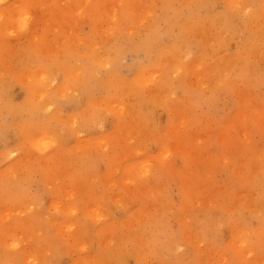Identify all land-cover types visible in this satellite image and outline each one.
<instances>
[{"label": "rangeland", "instance_id": "obj_1", "mask_svg": "<svg viewBox=\"0 0 264 264\" xmlns=\"http://www.w3.org/2000/svg\"><path fill=\"white\" fill-rule=\"evenodd\" d=\"M10 1H12V3ZM28 1H29V4L28 3L27 4H28V7L30 8V14H31L30 15V21L31 22H30L28 29L19 31V28H17L16 24L15 25L14 24H9V25L7 24V25L3 26L2 23H4L5 21L0 23V25L2 24L0 26V55H1L0 56V75L2 74L0 77V80L2 79V81H0V82H2V84L0 83L1 84L0 86H2L3 89H5V90H3V89H1L2 87L0 88V97H4V99H5V95L8 96V98H7L8 100L6 102L8 104H6L5 101H3V98H1V101H0V109L2 108L0 111L1 112L0 113V161L2 160L1 161L2 163L0 162V193H1L0 194V196H1L0 197V201H1L0 210H2L4 208L9 209V207H10L11 209L13 208L12 210L15 209V211H17V209L18 210L20 209L18 212H21V214L16 212L17 213V216H15V217H17L16 219L13 215V213H15V211L13 212L11 209L7 210V211L11 212V213H9V212L8 213L13 215V216L9 217L10 216L9 215L5 219L6 215H4L5 220L3 219V216H0V218L3 219V220L1 219L2 221L0 220V228L3 229L2 233H0V239H2L4 237L3 238L4 240H2L3 243L0 240V250H1L0 251V264H25V263H23L24 261H22V260H25L26 258H27V262L29 264L31 262H29L28 260L33 259V258H37L38 262L36 263L35 260H30V261H32V262L34 261L36 264H262V263H264V209L261 208V207H264V190H262V189H264V183H262V182H264V116H260V115H264V61H262V58H264V50H262V49H264V43H262V42H264V39H262V38H264V28L260 29L259 27H257V26H260V23L264 22V18L259 19L260 14H261V16H264V15H262V13H264V11H262V10H264V6H262V5H264V4H262V3H264V1L261 0L262 1V3H261V2H259L260 0H258V1L255 0L256 2L254 0H250L249 4H248V2L247 3L245 2L246 6H247V4L250 5V6L245 7V12L243 11L245 13V15L247 14L246 12L249 13V11L255 12V14L257 12L256 16H258L259 21H258V19H254L255 21L254 20H253V22L251 21L252 23L251 22L249 23V25L247 26L248 28L247 27L244 28L243 24L241 23V21H243L242 19H244V17H243V14L240 12L241 13L240 17L242 18L241 20L239 19L240 21L238 20L240 23L237 20H235L234 23L236 22L238 24V26L235 23L236 25H233V27H231L229 33H227L226 31H221L219 29V26H217L216 24L211 25L207 21V19L213 20V17L215 14L218 15L219 13L223 12L224 7H225V3H224L225 0L224 1L223 0H213V1L210 0V2H212L211 4L208 2V0H205V3L203 0L202 2L205 4V6H207V10H206V7H204V5L202 3V5H201L202 7L198 8L199 13H197L198 11L194 13V10H196V9L192 10L191 9L192 7L188 8V9L186 8L189 5L188 0L187 1L184 0V2H183V0H181L184 3V5H183V3L181 5L180 1L178 0L179 5H181L179 8H177L179 6L178 3L177 4L175 3L176 0H172V1L171 0H159L161 2H160V4H159V2H157V4H158L157 8L159 7L160 9H156V6L155 7L152 6L155 3V2L152 3L153 0H150V1L146 0L148 2H146L145 0H142V1L141 0H134L133 2H131L132 8H134V9H131L132 10L131 13L133 15L131 16L130 21H127V18L122 15L121 7L119 6V4H118L119 7L117 5L114 6L115 8L117 7L118 9H120L119 10L120 14L118 13L119 16L117 14L115 15V18H117L116 20L114 17H111L110 14H108L109 10L106 8V6L112 0L110 2H107V3L106 2L102 3L100 6V10H106V11H103L105 14L103 13L102 17L100 16V18L98 16V17L93 18V19L91 17L90 10L92 9L94 4L98 3L99 0H97V1L96 0H93V1L88 0L89 5H87V6L85 4L86 2H84L85 0L84 1L83 0H79V1L78 0H73V1L69 0L68 1L69 3H75L73 5H69V3L64 1V0L63 1L59 0V3H58V0H52L51 4H50V2H51L50 0H49V2H47L46 0L45 1L40 0V1H42L41 5L44 4V2L47 4L49 3L48 9H46L47 14L44 10L45 8H43V7H42L43 9L39 8L41 6L39 0H27L26 2H28ZM30 1L33 3H31ZM104 1H109V0H104ZM104 1L102 0V2H104ZM154 1H156V0H154ZM19 2L22 3L21 0H3L0 3V8H1L0 11L2 10L4 12H6L8 5L10 8L7 10L10 11L13 7L17 6V4L15 5V3H19ZM83 2L85 5H82V7L79 6V5L83 4ZM89 2H91V3H89ZM112 2H115V1L113 0ZM112 2L110 4L113 7ZM150 2L152 3V5L148 4ZM254 2H255V4H254ZM189 3H191L190 0H189ZM206 3L208 5H206ZM10 4H12V6L13 5L14 6L12 7V6H10ZM52 4L55 7L52 6ZM90 4H91V6H90ZM157 4H155V5H157ZM171 4L174 8H171L172 7ZM50 5H51V7H50ZM109 5L107 7L110 9L111 7H109ZM142 5L144 6L143 7L144 10H149V8L154 7V10L157 12H155L153 10L151 11V9H150L149 15H151L153 13V15H152L153 18L150 16L151 17L150 20H149L148 16L146 18V15L148 14L147 11H145L147 13L146 15H145V12L144 13L142 12L144 15L141 12H139L140 15L141 16L143 15V17L145 16L144 18H146L148 21L154 20V22L155 21L159 22V23L157 22V24H158V28H157L158 29V32H157L158 35H157V37L159 40H157L156 43L153 42L154 44L151 45L150 49H148L147 51H145L141 47V43L144 40V34H146V32H144L145 30H143V29L147 28L146 23H148V22L146 21V19L141 17V18H143V21L144 20L146 21V23L144 24L145 21L144 22L141 21V18H139L140 16L138 15L139 13H136L137 11L140 10V8H138V7H142ZM145 5H146L147 9L145 8ZM37 6H38V9H37ZM78 6H79V8H78ZM83 6H86V7H84L85 9L83 8ZM103 6H104V9H103ZM147 6H149V8ZM162 6H163V8H161ZM190 6H191V4L189 5V7ZM257 6H258V8H256ZM44 7H46V6L44 5ZM63 7L66 8V10H63L64 9ZM80 7L83 9H80ZM136 7L138 10L136 9ZM74 8H76V10H74ZM200 8H201V10H200ZM254 8H255V10H254ZM261 8H262V10H260ZM39 9L42 11L40 12ZM113 9L111 8L110 10L112 11ZM118 9H114L113 11H115V12H113V11L112 12L117 13L116 10L118 11ZM142 9L140 11H142ZM161 9H164L165 12H167L166 13L167 16L165 15L164 10L161 11ZM178 9H180V11H178ZM184 9L185 10L187 9V10L185 11ZM190 9L193 11L194 17L193 16L190 17L191 16L190 12H189ZM71 10L72 11L74 10L75 12L74 11L72 12ZM158 10L161 11V15H159ZM173 10H174V12H173ZM181 10L183 12H181ZM205 10H206V12H204ZM77 11H79L81 14ZM51 12H53V16L51 15ZM76 12L78 13V15L76 14ZM154 12H155V14H154ZM169 12L172 13L171 18H170L171 13H169ZM176 12H180V13H176ZM188 12H189V15H188ZM157 13L160 16V17L158 16L159 20H157L158 18L157 19L155 18V17H157ZM175 13L177 14V16L174 15ZM183 14L185 15L186 20H188V21L183 19V18H185L183 16ZM76 15L77 16L81 15L82 17L85 16L84 19L87 21L82 20V17L79 16V18L81 17V20L78 19L80 21V23H79V21L77 23H75L74 21L77 20V17H75ZM163 15H165L166 17L165 16L163 17ZM198 15L201 17H199ZM204 15L206 16V19H204L205 18ZM45 16H47V17H45ZM49 16H51V18H49L50 20L48 19ZM57 16H59V17H57ZM137 16L141 21V26H140L139 20L136 18ZM173 16H175L174 19H173ZM181 16H182V18H181ZM31 17H34V18L31 19ZM71 17L73 19L76 18L73 21L74 23L69 22L72 20V19L71 20L69 19ZM110 17L113 19L112 21L114 22V24H116V25L112 24L113 26H115L114 28L111 26L112 21L110 20ZM44 18L48 19V21L46 20V22L50 21L49 22L50 27L54 28L52 31V29H49L50 27L49 28L47 27L46 30H47L48 34L46 33V30H44V26H45L44 25L45 24ZM65 18L67 20H69L68 21L69 23H67V20ZM103 18H104V21H103ZM133 18L135 20L137 19L138 21L136 20L137 21L136 22ZM197 18L199 19V25H198L199 31H201V33H199V34H198V32L192 31V28L194 27L193 23L195 22V20H197ZM42 19H44V20L42 21ZM107 19H109V21H108V23H109L108 25H110L109 28L111 27L115 30V31H113L115 35L111 34V36L114 35V38L113 37L111 38L110 34H108V31H109V33H112V31H110V30H113V29L110 28V30H108L109 29V28L107 29L108 25H107V27L105 26L107 24V23H105ZM190 19H192L191 20L192 22L190 21ZM40 21H42V24L44 23L43 24L44 26L43 25H42V27L39 26L41 24V23H39ZM64 21H66V22H64ZM81 21H85V24ZM131 21H133V22H131ZM177 21L180 25L177 23ZM200 21H202L201 24H200ZM92 22H93V24H92ZM102 22H103V24L101 26H105L106 27V29L104 28L105 30L103 28L101 29L100 28L101 26L98 25V24H101ZM207 22H208V26L210 25V28H214V29L210 30V29H208V26L205 27L207 25ZM257 22H259L258 25H257ZM58 23H60V24H58ZM63 23H64V25H61ZM70 23L72 25L73 24H76V25L78 24V25L77 26L74 25V27H73V26H70ZM135 23L136 24L138 23L137 24L138 27L137 26L136 27L139 28V32H138V29L134 28ZM202 23H203V25L205 24V26H203ZM253 23H256V24L253 25ZM143 24H144V26H143ZM177 24L179 26H181V27L183 26V27L181 28ZM239 24L242 25V28H240L241 26ZM46 25L48 26L47 23H46ZM54 25H55V27H52ZM60 25H61V28H60ZM93 25H94V27H93ZM255 25H256V28L254 27ZM8 26H10L9 28H11V30H8L9 29ZM95 26H97V27L99 26V27L97 28ZM213 26H217L218 28L217 27L215 28ZM261 26L264 27V24H261ZM2 27L4 28L3 29L4 31L1 30ZM186 27H188V29L184 30ZM236 27H238V28H236ZM93 28H95L96 30ZM122 28L123 29L125 28V29L123 30ZM128 28H130V29L134 28L135 34H132L133 32L131 30H130V32H128V30H129ZM172 28H174V29H172ZM203 28L206 29V32H205V30H203ZM252 28L253 29L255 28V29L253 30ZM5 29H7L8 31H5ZM42 29H43V31H42ZM57 29H62V30L59 31ZM89 29L91 30L90 32H89ZM98 29H101L102 33H106L104 36H107V37H104L101 34L103 38H107L106 39L107 41L102 38L103 39L102 42H104V43H101V44L103 45L106 42V46H107L106 47L103 45L104 47L102 46L103 47L102 49H101V44L95 45V44H99L96 42H99V40L100 41L102 40V39H100L101 38L100 33H99L100 30H98ZM258 29H260L261 31L260 30L258 31ZM76 30H77V32H75ZM126 30L129 34H126V32H125ZM141 30H143V31H141ZM207 30H210V31H207ZM55 31H57V33H53ZM140 31L144 32V33L142 34ZM202 31H204V32H202ZM237 31H239V32H237ZM251 31H252V33H254V31H256L257 33L252 34ZM6 32H7V34H6ZM10 32H11V34H10ZM30 32H32V33H30ZM43 32H45V34H46V35L44 34L45 36L42 35ZM210 32H211V34H210ZM28 33H30L31 36ZM178 33H179V36H178ZM235 33H236V35H235ZM249 33L252 34V36H253L252 38L254 40V41L252 40L250 42L251 44H249V47L252 45L254 47L252 46V48H249V47L246 48V52L241 54L242 56H244V57H242L240 55V51L238 53L237 50L241 46L243 35H248ZM97 34H99V36H98L99 39H97V37H96ZM122 34H124V35L122 36ZM136 34L138 36H136ZM174 34H177V35H174ZM180 34H182V35H180ZM197 34H198V37H199V35H201V36L199 38H195ZM215 34H216V36H215ZM224 34L227 38L226 40H228L229 42L226 41L224 38V40L226 41L227 44L221 45L217 41V39H219L218 35L222 36L221 38H223V37H225ZM6 35L7 36L9 35L8 38L6 37ZM18 35H19V37H18ZM48 35L51 38H49ZM68 35H69V37H68ZM129 35H132V37ZM139 35H140V37H139ZM142 35H143V37H142ZM202 35H203V37H205L204 43L201 40ZM206 35H209V36H206ZM3 36L6 38L5 40H7V41L4 40ZM38 36H40V37L37 38ZM43 36L45 38H42ZM163 36H164V38H163ZM213 36H214L213 41L216 38L215 41H217V42L214 41V43H213V41H211L212 39H210V41H209L208 38H213ZM260 36H261V38H260ZM31 37L32 38L35 37L33 39V41H30V40H32ZM46 37H48L49 39L47 40ZM129 37L131 38L130 40H129ZM138 37L140 39H138ZM188 38L190 40H188ZM191 38L196 40V41L191 42V40H192ZM257 38H258V40L262 39V40H259L257 42L258 44L262 43V45L260 44L261 46L256 44ZM39 39H40V42H39ZM71 39H73V40H71ZM95 39H97V40L95 41ZM149 39H150V36H149ZM163 39H165V42ZM206 39L208 41H206ZM60 40H61V42H60ZM76 40H79L80 43H79V41H78V43L75 42ZM182 40H184V41H182ZM29 41H30V43L35 42V44H36L38 42L39 44L37 43L38 46L34 45V43L30 44ZM50 41H51V44H50ZM90 41H92V42H90ZM108 41H111V42H109V44H108ZM237 41H240V42L237 43ZM2 42H5V44ZM18 42L19 43L21 42V43L19 44ZM84 42H90V43H88V44L85 43L86 47L85 46L83 47ZM178 42H179V44H178ZM201 42L204 45H202ZM208 42H211V43L208 45L207 44ZM254 42H255V44H254ZM93 43H94L93 47L90 46V44L92 45ZM14 44H15V46H14ZM187 44L188 45L190 44V47ZM238 44H240V45L237 46ZM32 45H34V47H32ZM43 45H45V47H47V48L43 49V47H44ZM171 45H172V47H171ZM182 45H183V47H182ZM191 45H193L192 48H191ZM94 46L95 47L97 46V48H95V49H98L100 46V49L98 51L96 50L97 51L96 52L93 49ZM166 46H167V48L164 49ZM186 46L188 47V49ZM194 46H195V48H194ZM217 46H218V48L212 50V52L208 51V50H211L212 48H215ZM258 46H260V47H258ZM11 47L12 48L14 47V48L12 49ZM154 47H155V49H153ZM177 47H178V50L180 51L178 53H177V51H178ZM197 47H199V48H197ZM257 47H258V51L256 52L255 50L257 49ZM35 48H36L37 52H36V54H33L32 51ZM159 48H161V49H159ZM162 48H163V50H162ZM181 48H182V50H180ZM236 48H238V49H236ZM41 49H43V54H42V51H40ZM115 49H118V51L120 49L121 50H120V54L118 57L119 59H117V61L114 63L115 65H113L112 68H109L108 66L104 67V68H103V66H101V67L96 66V64H95V63H97L96 60H98L99 58L104 59V55L102 56V54H105V56L106 55L109 56V53L110 52L114 53ZM151 49H153V50H151ZM185 49L193 50L191 54H189L191 52L190 50L187 51L186 56H185L186 58L182 56L183 53H185L184 52ZM46 50L47 51L51 50V51L47 54H44V53H46ZM53 50L56 52L54 53ZM161 50L164 53V56L162 57V59H159L160 56H158V54L160 53L159 51H161ZM39 51L41 54L39 53ZM52 51H53V54H51ZM87 51H88V53H86ZM150 51H153L152 52V54H154L153 58H150V56L152 57ZM167 51H170V53L168 52L169 54H167ZM173 51L176 53V55H174ZM205 51L207 54L205 53ZM62 52H63L64 56L61 55ZM64 52H65V54H64ZM216 52L219 54L217 56H215L216 54L215 55L213 54L214 58H212V56H210V53H216ZM58 53H60V54H58ZM32 54L34 55V57H33L34 59L31 57V56H33ZM83 54H84V56H83ZM85 54H86V56H85ZM188 54H189L190 58H189ZM35 55L37 57H39L40 59H38ZM71 55L74 56L73 58L76 59L75 61H77V60H79V61L75 62L74 59L71 57ZM141 55H142V57H141ZM227 55L228 56L231 55V57L232 56L234 57V58L233 57L232 58H233V61L235 62V64L232 61V59H230V57H228ZM44 56H46V57H44ZM49 56H51V57H49ZM80 56H82L83 59ZM98 56H100V57H98ZM137 56L139 59L137 58ZM180 56H182V57H180ZM43 57H44V59H43ZM70 57L72 58V60ZM96 57H98V58H96ZM156 57H158V58H156ZM170 57L172 58V60H170L171 59ZM249 57H251V58H249ZM59 58H61V59H59ZM134 58L137 60L135 61ZM167 58L168 59L170 58V59L168 60ZM179 58L181 61H183L184 66L182 64H180V63H182L181 61H180V63H178V66H177V62H179L178 61ZM201 58H202V60H201ZM228 58L230 59V61ZM29 59H30V61H29ZM46 59H47V62L44 61ZM48 59L50 60L49 62H48ZM144 59H147V60H144ZM150 59H151V61H150ZM118 60H119V62H118ZM187 60H188V62H187ZM198 60L201 61L203 68L200 67V61L198 62ZM203 60H205L204 61L205 64H203ZM208 60H210V61H208ZM224 60L229 62V64L226 66V68H225V66L222 65V62H224ZM237 60H238V62H236ZM243 60H244V62H243ZM248 60H250V62L252 64H250V62ZM94 61H96V62H94ZM134 61L135 62L139 61V63H135ZM164 61L165 62L170 61L171 63L166 62L165 64H162V63H164ZM194 61H197L196 63H199V64H195ZM206 61H208V62L206 63ZM31 62H33V63L31 64ZM231 62H233V63H231ZM240 62H242V63H240ZM64 63L67 67L64 65ZM239 63L241 64L240 68L238 67ZM245 63H247V64H245ZM5 64H6V66L7 65L10 66L12 64L11 67L12 68L14 67V69H12V68L9 69L10 68L9 66H7V68L9 67L7 69L5 67ZM190 64H192V68H191ZM132 65H136V66L132 67ZM172 65L177 66L179 68V71H177L178 70L177 67H175L176 68L175 69ZM188 65H189L190 69L188 68ZM195 65H196V69L194 68ZM198 65H199L201 70H199ZM214 65H215V67L216 66L217 67L212 68ZM219 65H221V66H219ZM231 65H233V67ZM235 65H238L237 69H236L237 72H236L235 67H234ZM73 66L74 67L76 66L77 69H80L82 66L83 70L85 69L84 72L82 73L83 75L81 74V76L80 75H78L79 77L77 76V78L80 79V81L82 79H84V77H85V79H84L85 83L82 81L83 84L77 85L80 81H78L77 83L73 82L70 79V77L68 78L67 81H65L66 74L64 75V73H68L67 71H69V69L71 72H73L72 71ZM161 66L163 67V70H162ZM170 66H172V68H174V69H171ZM228 66L231 70L229 68H227ZM248 66H250V67L254 66L256 70L254 69V67L253 68L251 67L252 69L250 70V68H248ZM4 67L6 68V70ZM120 67H121V69H120ZM138 67H139V69H137ZM105 68H106V70H105ZM107 68H109L108 71H107ZM129 68H131V69H129ZM210 68H212L211 69L212 71H210ZM238 68L241 69V71ZM225 69H228V71ZM253 69H254V71H253ZM39 70L41 72H43V71L44 72L45 71L51 72L52 71V77L50 74H49L50 76L47 75L46 77H47V79L53 78L52 81H51V79L48 80V83H49V81H51L50 82L51 84L49 83L50 85H47L48 87L46 86V89L43 88V87H45V86H43V84L46 85L48 83L45 84V82L44 83L42 82V84H41L42 85L41 88L44 89V92L47 91V89H49L48 92L45 93V96L47 94L48 99L45 97L46 100L44 99V102H42V104L46 106V107L44 106L45 108H48L49 104L54 103V102H52L53 100L50 98V97L53 98L54 93H55L54 98L57 97L55 99L56 103H55V108H53L54 104L52 107L49 105V108H52V109L48 108L49 110L48 111L43 110L44 112L41 109L40 113L38 112L37 114L34 113L33 115H30V114H26V111L24 110L25 105H26V97H25V95H26L25 84L26 83H25L24 79L27 78L26 75L29 76L34 71L35 72L38 71L37 73H39L40 72ZM89 70H90L91 75L89 74ZM129 70H132V71H129ZM152 70H154V72ZM165 70H166V72H165ZM172 70L177 71V73L175 72L176 73L175 74L174 72H172ZM233 70L236 73L235 72L233 73ZM95 71L100 72V73H98L97 76L91 78L90 76H92V74L96 75L97 72H95ZM126 71H129V72H126ZM139 71L141 73H143V75L147 71L148 75L150 73H152V75L150 74L152 77H149L150 76L149 75L148 76L149 78H154L155 76H157V78L159 79L158 80L155 77L154 80L157 79L158 81H160L161 77L163 79L164 78L170 79L172 77V81H170L171 79L170 80L168 79L169 83L167 84L166 79L161 80L160 83L155 80L153 82L157 85L155 86L154 83L152 82L153 87H151L152 84H150V80H148L145 83H147V84L149 83L151 88L149 86L148 87L142 86V84L138 85L137 83H134V76H135L134 73L136 74V72H139ZM213 71H214V73H212ZM223 71H225V72H223ZM246 71L249 73H247ZM56 72H57V74H56ZM170 72L174 75H172ZM178 72L180 73V75L178 74ZM190 72H192V73L194 72V73H196V75L194 73L191 74ZM208 72H210V74ZM19 73H20V75H21V73H25V75L24 74L23 75L26 78L23 77V75L21 77H19ZM76 73H78V71ZM204 73H206V74H204ZM46 74L47 73L45 72V75ZM86 74L88 77L86 76ZM189 74L192 75L193 77H191ZM206 75H208V76H206ZM223 75H225V76H223ZM176 76H179V77H176ZM209 76H211V77H209ZM5 77L8 78L7 81L6 80L3 81ZM54 77L55 78L57 77V79L54 80ZM182 77H183V82H182ZM187 77L188 78L190 77L189 78L190 80H192L194 78V81L192 80V82H194V83L196 80L195 78H197L196 81H199V79L202 82L204 81L203 83L202 82H200V83H202L203 85L205 83L206 87L205 86H204L205 88L202 87L203 86L202 84H201V86L196 85L197 86L196 87L190 81L192 83V86H194V88H195V89L193 88L194 89L193 90L191 83L189 82V79ZM225 77H226V81L224 83ZM144 78H146V77H144ZM227 78H228V80H227ZM47 79H45V80H47ZM173 79L175 82L173 81ZM186 79H188V80H186ZM245 79H246V81H245ZM28 81H29V79L26 80V82H28ZM69 81H70L69 87L73 88V90L72 89H70V90H71V92H74L72 95L74 96V94H75L77 96H74L75 97L74 98L71 95L70 96L67 95L68 92L70 91L68 89L67 94H66L67 97H64L65 96L64 95L63 97H61V99H62L61 100L60 96H62L61 95L62 93L58 94L60 92H56L59 90H58V88H55V87H58L59 84L63 85L64 87L65 86L67 87L68 85H65V84L66 83L68 84ZM126 81L129 83V84L127 83L129 86L126 85V83H125ZM163 81L164 82L166 81L165 82L166 84ZM3 82H5V83H3ZM113 82H114V85H116V83L119 85H117L116 87L115 86L110 87L113 84ZM162 82L164 83L165 86H163ZM208 82H210V83H208ZM212 82H214V86L223 85V87H221V88L217 87V89L212 90V88H216L214 86H211ZM221 82H223V84H219ZM235 82H237V83H235ZM10 83H12V84H10ZM73 83H75V84H73ZM174 83H175V85H174ZM198 83H195V84H198ZM4 84L6 85V87ZM7 84L9 85L10 89L13 92L11 90H9V87ZM206 84H208V85H206ZM232 84H233V86H232ZM131 85H133V86H131ZM143 85H144V83H143ZM185 85H186V88H188V85H189V89L191 87L192 90L190 89L188 91L185 88ZM49 86H51V87H49ZM125 86L127 89H125ZM140 86L142 88H140ZM80 87H83V89ZM122 87H123V92H124V89L126 90L125 93L121 92ZM198 87H200V88L202 87V88L200 89ZM50 88L51 89L55 88V91H54V89L52 91ZM77 88L80 92L78 90H76ZM97 88H99V89H97ZM117 88H118V90H117ZM130 88H131V90H130ZM145 88L147 89V91ZM170 88H173V89L171 90ZM111 90H112V92H110ZM119 90H120V92L118 94L117 91H119ZM127 90H129V91H127ZM169 90H170V92H169ZM179 90H181V91H179ZM199 90H201V91H199ZM77 91L79 92V94L76 93ZM145 91H146V93H145ZM156 91L158 93H160V96ZM164 91H165V93H167V95H165ZM166 91H168V92H166ZM127 92H130V93H127ZM142 92H144L145 94H143ZM151 92H153V95H155V96H153L151 94ZM162 92H163V95H162ZM65 93H63V94H65ZM170 93H172V94L169 96L168 94H170ZM1 94H4V96H1ZM245 94H247V95H245ZM114 95L116 97H114ZM9 96H11V97H9ZM111 96H113V97H111ZM134 96L140 97V98L137 97L139 100L136 99V101H135L134 98H136V97H134ZM145 96H147V97H145ZM157 96H158V99L161 98V101L167 100V103H166V101H165V103H162L160 100H157ZM161 96H164V97H161ZM166 96H167V99H165ZM11 98H13L14 100ZM147 98L149 101L147 100ZM151 98H153L152 99L153 101L150 100ZM162 98H164L165 100H163ZM168 98H169V100H168ZM188 98H190V100L192 102L187 101V100H189ZM9 99H11L12 101ZM106 99H109V100L107 101ZM124 99H125V101H123ZM98 100H99V102L102 101L104 103L101 102L102 104L100 103L101 104L100 105V104H98L99 103ZM112 100L113 101L115 100V102H112ZM145 100L148 102L152 101V103H149V105H148V102H146ZM182 100H183L184 104H182L183 103ZM105 101L108 102V104L122 102L121 103L122 106L126 105V106H123V110L126 109L124 107H127V106L128 107H127L126 112H124L125 110L124 111L121 110L122 106L118 103L120 106L118 105L117 107L121 108V109L120 108H118V109L120 110V112L122 111V113H120V112L115 113L118 111V109L115 108L116 104H114L115 105L114 107H113V105L110 106V105L106 104L108 106V109L110 110L109 111L106 108L107 106L105 105ZM138 101H139V105H141L139 107H138ZM156 101L157 102L159 101L158 105L155 104ZM47 103H48V105H47ZM178 103H180V104H178ZM136 104H137V106H136ZM152 104H153V106H151ZM132 105L133 106L135 105L134 110L138 108L137 110L139 112L137 110H135L136 111L135 112L132 109L133 108ZM159 105H161V106H159ZM162 105H164V106H162ZM173 105H174V108L172 109ZM142 106H144L145 108ZM148 106H150V107L147 108ZM189 106H191L192 109ZM246 106H248V107H246ZM3 107L4 108L8 107V109L4 110ZM89 107H91V111L89 110ZM111 107H112V111H114L113 110L114 108H115V110H117V111L113 112L114 115L112 114V111L110 109ZM187 107H189V108H187ZM10 108H11V111L14 108L17 109L19 112H17V110H16V113H17L16 116L19 115V117L15 116V112L13 114L10 113L11 112L9 110ZM105 108H106V110H105ZM129 108H130V110L132 109L131 111H133L134 114L129 112ZM169 108H171V109H169ZM178 108H180L179 110L182 113L178 110ZM15 109H14V111H15ZM95 109L97 111L99 109V111L96 112L97 114H95V112H94ZM152 109H154V110H152ZM184 109H186V111ZM78 110H79V112H78ZM107 111H109L110 113L107 114ZM187 111H189V113H187ZM45 112H46V114H45ZM57 112H60L59 117L61 118V119L59 118L60 120L58 119L59 120L58 123H57V120L55 118V115H57L56 114ZM85 112H88V114L91 115L89 117L91 119L96 117L95 120L93 119V122L95 121L96 123H93L92 121L89 120L90 122H92L91 123L92 125H91V124H89L90 122L88 123V121H85V119L88 120V118L86 117L88 115H86L87 113H85ZM128 112L130 113V115H133V116L137 115V117L132 116L130 118V115ZM242 112L243 113L245 112L246 114L245 113L243 114ZM247 113H249L251 115L248 116L249 114L247 115ZM50 114L53 115L54 118ZM76 114H77V116H74ZM116 114L117 115L119 114V115L117 116ZM120 114H124V115L126 114V118L123 115L121 117ZM140 114H141L142 118L138 117V115L140 116ZM142 114H144V115H142ZM81 115H82V117H81ZM84 115H86L85 116L86 118L84 117ZM94 115H95V117H94ZM71 116L72 117L74 116V119ZM143 116H144V118H143ZM75 117L77 120H75ZM97 117H99V119ZM146 117L150 120L146 119ZM186 117H187V119H186ZM70 118H72L73 121ZM78 118H79V120H84L85 123L89 124V126H88V124H86L87 127L85 125H82L85 123H82L80 125L77 124L79 126H76L74 121H77V123H79L80 121H78ZM246 118H248L247 123L245 122ZM137 119H138L139 123L137 121H134ZM141 119L143 120V122ZM65 120L67 123L64 122ZM69 120L74 122L73 124H74V126H76V128L81 126L80 127L81 129L78 128V131H77V129L73 127V129H75V132H73L74 130H71L72 129V128H70L71 126L67 125V124H69L68 123ZM180 120H182V121H180ZM84 121H82V122H84ZM184 121H186V122H184ZM135 123H136L137 127L135 126ZM140 123H142V126L140 125ZM210 123H211V125H210ZM23 124H30L33 127L35 126L34 128H32L31 126H30V128H28L29 129L28 136L30 137V139L31 138L33 139L34 136L38 139L42 138V137H43V139H45L44 136L49 137L50 133H51L52 135H54L52 138L55 141L51 140L52 144L49 145V148L48 147H47L48 149L45 148V149H47L46 151L44 149L43 150L41 149L43 152L42 151L40 152L39 147H38L39 149L34 148V146L29 142V140L22 136L23 131L21 129H22ZM49 124L52 125L51 128L48 126ZM62 124H63L62 129H64V131L62 129L59 130L60 128H55L56 125H57L56 127H60ZM130 124H131V126H130L131 129L129 128ZM137 124H139L142 128H145V129H140V127H138ZM58 125H60V126H58ZM249 126H250V128H249ZM40 127L42 130L40 129ZM47 127H49V129L51 130L50 133H49L50 130ZM93 127H94V130H93ZM17 128H20V129H17ZM87 128H88V130H87ZM124 128H125V130H128V133L124 130ZM246 128H248V130ZM18 130H21V131H18ZM130 132H133V133H130ZM208 132H209V134H208ZM40 133H42V134H40ZM123 133H126L127 138L122 137L123 135H125ZM165 133H166V135H165ZM38 134L44 135V136L41 137ZM60 134H62V137L60 136ZM128 135L130 137H133V138L130 139L128 137ZM245 135L246 136L248 135L249 139L246 140L245 138H247V137ZM59 136L61 137L60 140H59V138H60ZM100 136L101 137L107 136L106 141L108 139L109 143H110V144H107L108 145L107 147L108 148L110 147V148L109 149L104 148V150H101L102 147L101 148L99 147V148H97V151H98L97 152L95 150L96 148H94L96 143H93V142H95L94 139L96 137H97V139H96V141H97L98 137H100ZM126 136H124V137H126ZM197 136H198V138H197ZM164 137H166L165 138L166 140H163ZM50 138L51 137L46 138V139H48L46 141L49 142ZM159 138H163L162 139L163 142L159 141L160 143H158L157 140H159ZM196 138H197V140L200 138V140H202V142L200 140H198L199 141L198 142L196 140ZM243 138L247 142L249 141L248 144L245 143L246 141H244ZM84 139L87 140L86 141L87 143L89 142L88 141L89 139L91 140L89 142V144H90L89 146L91 148L94 145L93 149L95 151L92 148H91V150H87V149H89V146L87 145V143H86L87 146H85ZM122 139H123V141H122ZM125 139H128V140H125ZM221 139L224 142L221 141ZM124 140L128 141L129 144H128V142H126L127 143L126 144ZM242 140L244 141V143L242 142ZM98 141H100V140H98ZM98 141H97V143H98ZM133 141H136L138 144H136V142L133 144L132 143ZM142 141L146 142V143H143ZM176 141L178 143L177 145H175ZM225 141H228V142H225ZM42 142H45V141L42 140ZM187 142H189V143H187ZM200 142H201V144H200ZM229 142H231V143H229ZM237 142H239V144H241V142L244 144V146H243L244 150H243L242 146L240 147V145L237 144ZM80 143H81V145L85 146V148H86L85 150H82L83 148H81ZM99 143L96 145V147H98ZM113 143H115L114 144L115 146L113 145ZM221 143H222V145H221ZM104 144H101L100 146H104ZM132 144H133V147L130 146ZM157 144H159V145H157ZM136 145H137L138 149L135 148V152H133V154H130V153H132L131 151L134 149V147ZM235 145H237L238 147ZM123 146H125V147H123ZM104 147H106V146H104ZM116 147H117V149H116ZM128 147H132L131 148L132 150L130 148L128 149ZM76 148L78 149V151L75 150ZM79 148H81L83 153H81L82 151L80 152ZM160 148L167 150V153L170 152L169 155L167 154L166 158L165 157L163 158L162 154L158 152V149L161 152ZM105 149L108 150V153L105 151ZM169 149L171 151H169ZM100 150L103 152L105 151L104 154ZM128 150H130V153H129L130 156H129V154L126 153V151L128 152ZM136 150H138L139 152H137ZM75 151H77V152H75ZM84 151H85V153L87 151L88 155H90L91 157L90 156L88 157L87 154H86L87 155V157H86V155H84ZM124 151H125V153H124ZM100 152L102 153V155L99 154ZM30 153L33 155L31 156ZM78 153H81L79 156L80 158L78 157ZM120 153H122L123 155H121ZM234 153L236 154V156H234ZM118 154H120V155H118ZM124 154H125V156H124ZM10 155H12V156H10ZM116 155H118L117 159L115 158ZM222 155H224L226 157H224ZM254 156L256 158H254ZM59 157L60 158L62 157V158L60 159ZM113 158H115V159L113 160ZM222 158H224V159L221 160ZM252 158H253V161H252ZM34 159H35V161H34ZM164 159H166L165 161H168V162H164ZM3 160H4V162H3ZM65 160L68 162H66ZM143 160L150 161L149 163L151 166L149 165V163L147 164V166H145V164L147 163V161H145L146 163L144 164V166L146 168H142V169L140 168L141 170H147L148 171L149 170L148 166H150L152 168V169L150 168L151 171L149 170L146 174V175H148V177L142 175L143 177L148 178L147 180H144L145 178L142 179L141 178L142 176L140 177V175H141L140 173H142V172H140V170L136 167V166H138V164H141ZM155 160H157V161H155ZM113 161L115 163H113ZM133 161H135V162H133ZM140 161H141V163H140ZM254 161H256V162H254ZM65 162L67 165L65 164ZM42 163H44V164L47 163L46 164L47 167ZM206 163H207V165H206ZM15 164H16V168L14 167V170H12V168H13V166H15ZM70 164H71V166H70ZM115 164L117 166L119 165V168H117V170L113 169V168H116ZM123 164H125V165H123ZM129 164L132 166H130ZM9 165L11 166L10 169H9V167H10ZM128 165L131 167V170L128 173H126L125 169L128 167ZM24 166H26V167H24ZM42 166L44 167V169ZM112 166H113V168L111 169ZM66 169H67V171H66ZM6 170H7V172L10 171L12 175L14 173L17 176L15 175L16 177L14 179L11 177H6V174H7ZM109 170H112V173H114L115 171H118V172L115 173V175H114L115 177H114L112 175V173L107 174V172H110ZM160 170L163 171L164 173L163 172L161 173ZM171 170L175 171V173H176L175 177H173L174 175L172 173H174V172H172ZM25 171L28 173L26 174ZM53 171L56 173H53ZM62 171H63V173H62ZM84 171H86L87 174L84 173ZM40 172H42L43 174L42 173L40 174ZM80 172L82 173V176L80 175ZM57 173H60V174L62 173L61 174L62 177H60L61 175L57 174ZM8 174H9V172H8ZM55 174H57V176ZM65 174H67L66 177L64 176ZM75 174H76V176H79V177H76ZM83 174L85 175L84 176L85 178L87 177V179L88 178L89 179L88 180L83 179ZM132 175L134 177H132ZM167 175H169V176L173 175L172 176L173 180H171V176L168 178ZM38 176H39V178H38ZM124 176L126 178H127V176L130 178L131 177L135 178V180H133L131 178V182L132 181L133 182H132V184H130L129 183L130 180L128 181V178L126 179V178H124ZM56 177L57 178L59 177L57 180L61 179L60 180L61 183L56 181ZM63 177H65V180L67 182L65 180L63 181V179H64ZM8 178H11V179H8ZM74 178L79 179V180H83V181L85 180L84 186L86 185V187H87L90 184V186H89L90 189L92 190V187H93L94 190L91 191L86 187L85 188L88 191L83 190L84 187L82 189H80V187H82V185L80 187H79V185L82 184L83 182L78 181L80 184L76 183L77 180H76V182H74V180H75ZM111 178L112 179L114 178L113 179L114 181L112 180V183L116 182V183H114L115 185H113V186L111 185V180H110ZM122 178H123V180L125 179L126 184H128V183L129 184L128 185L123 184L122 182H124V181H121ZM174 178H175V180H174ZM6 179H8V180H6ZM54 179H55V181H54ZM104 179H105V181H104ZM139 179H141L140 185H139ZM241 179L243 182L241 181ZM102 180L104 182H102ZM191 180L192 181L196 180V181L193 184V182L190 183ZM106 181L110 183L107 188H106V184H107ZM134 181H135V183H134ZM136 181L138 182L139 187H137ZM182 181H184V182H182ZM173 182H174V184H173ZM5 183H7V184H5ZM92 183H94V184L91 185ZM119 183H120V185H119ZM183 183H185V185ZM133 184L134 185L136 184V186L133 187L134 186ZM122 185H123V187H122ZM61 186L64 187L63 189L68 191L69 196L73 192V188L76 189V191H77V187H78L80 190H83L84 192H80L82 194L79 195V189H78V192H75L76 195H78V196L76 197V199H72L70 201L69 200L70 197L69 196H68L69 198L67 197L66 191L64 192V190L61 188ZM114 186H115V188H114ZM50 187H51V189H49ZM136 187H137V189H135ZM70 188H72V189H71V192L69 193ZM195 188H196V190H195ZM147 189H149V190H147ZM126 191H128V193ZM129 191L130 192L133 191V193L132 192L130 193ZM85 192H87V194ZM91 192L94 193V196L96 198L94 196H93V198H91L92 196L89 197V193L91 194ZM194 193H196V194H194ZM132 194H134V195H132ZM65 195H66V197H65ZM85 195H88V199H85V197H86ZM250 195H251V198L254 197L255 199H253V198L250 199ZM100 196H103V199H104L103 202L101 201L102 197H100ZM81 197H84V201L82 200ZM97 197H100V198H97ZM67 198H68V200L66 201L65 199H67ZM114 198L118 199V200H115ZM89 199H90V203H89V201H86ZM168 199H169V201H168ZM196 200H199V202ZM245 200L248 201V203ZM249 200L250 201L256 200L254 202H256L255 204H257V205L254 206V204H253L254 202L251 201L252 202L251 203ZM52 201L59 202L57 205L60 206L59 209L62 212L58 213V215L56 214L57 211L56 212L54 211V209L56 210V208H57L56 202L54 204L56 208L55 207L53 208L54 205L52 203H54V202H52ZM49 202L50 203L52 202L51 203L52 206ZM93 202H94V204H93ZM100 202H102V203H100ZM242 202H243V204H242ZM60 204H62V205L64 204L65 207H68V205H69V207L71 205H73V207L75 209L74 208L71 209V207H70V210L71 211L73 210L72 213H70L71 211L68 210V211H70L69 212V214L71 215L70 217L67 214L66 209H65L66 212L64 211V206L61 209ZM74 205L76 207H78L77 208L78 210L76 209V207ZM96 205H97V207H96ZM157 206H158V208H157ZM256 206L260 207V209H255ZM89 207H93L94 210L96 208H98L96 210H99L101 213L103 212L102 214L107 215L109 218L104 216L107 219L103 218L102 221H100L98 219L100 221V222H98V221H96V219L99 217V215L97 213L98 211L97 212L95 211L96 212L95 216L97 214L98 217L94 216V218H96L94 220L96 222H98V224L95 223V221H93V219L90 217V215L93 213L90 210H93V209L92 208L90 209ZM251 207H252V209H251ZM108 208H111V209H108ZM126 208H128V209H126ZM5 209H4V211H6ZM28 209H32V210H29L30 213H28L29 212ZM67 209H69V208H67ZM84 209L85 210L88 209L89 211L87 210L86 211L87 213L85 214ZM7 211H6V214H7ZM3 212H1L0 214H2ZM52 212H54V213H52ZM23 213H24V215H23ZM26 213H27V215H26ZM18 214H20V215H18ZM72 214L74 216H72ZM93 215L94 214H92L91 216H93ZM153 216H155V217H153ZM156 217H157V219H155ZM100 218H102L101 214H100ZM148 218H149V220H147ZM147 221H149V222H147ZM25 222H26V224L27 223H29V224L25 225ZM141 222L143 223L142 225H141ZM219 222L221 225L219 224ZM71 223L73 224L74 228H72ZM14 224H17V225L14 226ZM45 224H47V225L45 226ZM30 225H31V227H30ZM146 225H147V227H146ZM242 225H244V226H242ZM9 226L11 228L15 227V229L13 228L14 230L12 229L11 232H9L10 231ZM40 226H41V228H40ZM43 226H44V230H43ZM59 226H62V227H59ZM64 226H65V229H64ZM68 226H70L72 229L71 230L68 229L69 228ZM219 226H221V227H219ZM55 228H58V229H55ZM218 228H220V229H218ZM18 229H20V230H18ZM63 229L65 231H67L68 233L65 232ZM66 229H68V230H66ZM7 230H8V232H6ZM18 231H20V233H22V234L24 233V234L22 235ZM37 232L41 233V234L37 235ZM76 232H77V234H76ZM130 232H132V233H130ZM16 234H18L19 238H20V235H22L21 240H19V238H18V236H16ZM36 235H37V237H36ZM73 235H74V237H73ZM215 235H217V236H215ZM29 236H31V238ZM115 236L116 237L118 236V237L116 238ZM172 236H173V238H171ZM75 237H77L79 239L77 240ZM8 238L15 240L14 242L17 243V247H18V244H20V242H21V245L18 248H15V251H12L11 250L12 247H10V250L12 251L13 257H11L12 255L10 253V250L8 248L6 249V245H7L6 240H8ZM15 238H18V239L16 240ZM10 239L8 240L9 242H8L7 247L11 246V244H14V242L13 243L11 242V244H9L10 241H12ZM231 239H232L233 243L231 242ZM75 240H77V241H75ZM48 241H50V242H48ZM237 241H240L239 243H241L242 245L241 244L237 245L238 244ZM245 241L247 243L246 244L247 247L244 243ZM4 242H6L5 243L6 245L4 244ZM22 242H24V244H22ZM1 243H2V246H1ZM110 243H112V244H110ZM45 244H47L48 246H45ZM105 245H107V246H105ZM109 245H110V247H109ZM244 245L246 248L245 247L242 248ZM107 247H109L110 249ZM111 247H113V248H111ZM106 248L109 249L110 252H107L109 250H105ZM12 249L14 250V248H12ZM25 249H26V251H25ZM29 249H33V250H31L32 252L35 251V253L33 252L35 254V256L30 251L31 255L33 254L32 256H34L33 258H31L32 257L31 255H28L30 253ZM47 249H48V251L45 252V250H47ZM6 250L7 251L9 250L10 254L8 252L6 253ZM50 253H51V255H50ZM218 254H219V256H218ZM9 255H11V256H9ZM246 255L247 256L249 255V256L247 257ZM29 256H31V257H29ZM47 256H48V258H47ZM39 258H41L42 261ZM92 259H93V261H92ZM95 260H96V262H95ZM88 261H89V263H88ZM218 261H219V263H218ZM28 263H26V264H28Z\"/></svg>", "mask_w": 264, "mask_h": 264}, {"label": "bare ground", "instance_id": "obj_2", "mask_svg": "<svg viewBox=\"0 0 264 264\" xmlns=\"http://www.w3.org/2000/svg\"><path fill=\"white\" fill-rule=\"evenodd\" d=\"M1 1H3V0H1ZM1 1H0V3H1ZM21 1H22V3L19 2L20 4H19V3H15V5L17 4V6H15V7H13L14 5L12 6V4H10V6L13 7L10 11L7 10V9L10 8L9 5H8V7H7V9H6V12H4V11H2V10L0 11V23L5 21L4 23H2L3 26H5V25H7V24H8V25H9V24H14V25L16 24V25H17V28H19V31H21V30H26V29L29 28V25H30V22H31V21H30V15H31V14H30V8L28 7L29 1H28V2H26L27 0H21ZM39 1H40V0H39ZM44 1H45V0H44ZM46 1L49 2V0H46ZM50 1H51V2H50V4H51V3H52V0H50ZM61 1H63V0H61ZM61 1H60V2H61ZM64 1L68 2L69 0H64ZM70 1H73V0H70ZM78 1H79V0H78ZM83 1H84V0H83ZM89 1H90V0H89ZM92 1H93V0H92ZM96 1H97V0H96ZM103 1H104V0H103ZM110 1H111V0L102 2V0H99L97 4H94V5L92 4V5H93L92 9H91V10L89 9L90 12H91L90 14H91L92 19H93V18H96V17H98V16H99V18H100V16L102 17V14L104 13L103 11H106V10H100V6H101L102 3H105V2L107 3V2H110ZM112 1H113V0H112ZM112 1H111V2H112ZM114 1H115L116 3H115V2H112V3H113V7H112V5L110 4L111 2L109 3L110 5L108 4L109 7H111L112 9H113V8H114V9H118L117 7L115 8L114 6H115V5L118 6V4H119V6L121 7L122 15H123L124 17L127 18V21H130V18H131V16L133 15V14L131 13V12H132L131 9H134V8H132V3H131V2H133L134 0H132V1H131V0H128V1H127V0H114ZM141 1H142V0H141ZM145 1H146V0H145ZM149 1H150V0H149ZM171 1H172V0H171ZM179 1H180V4H181V5H182V3L184 2V0H183V2H182L181 0H179ZM186 1H187V0H186ZM202 1H203V0H190L191 3H189V0H188V4H189V5L191 4V6L189 7V5H188V7H186V8L188 9V8H191V7H192V8H191L192 10H193V9H196V10H194V13H195V12H197V11L199 10V9H198L199 7H202V6H201L202 3H203ZM211 1H213V0H211ZM223 1H224V0H223ZM249 1H250V0H248V1H247V0H225V2H224V3H225V7H224L223 12H222V13H219L218 15L215 14L214 17H213V20H208V19H207V21H208L211 25L216 24L217 26H219V29H220L221 31H226L227 33H229L231 27H233V25H236V24H237L236 22H235V23H236V24H235L234 21H235V20L238 21L239 19H240V20L242 19V18L240 17V14L242 13L244 19H242L243 21H241V23L243 24V27L246 28V27L249 25V23H250L251 21L253 22L254 19H258V16H256V15H257V12H256V14H255V12L249 11V13L246 12L247 14L245 15V13H244V12H245V7L250 6V5H248V4H249ZM254 1H255V0H254ZM257 1H258V0H257ZM262 1H264V0H262ZM262 1L260 0L259 2L262 3ZM10 2L12 3V1H10ZM17 2H18V1H17ZM30 2H31V1H30ZM41 2H42V1H40V5H41ZM84 2H86V3H85L86 6L89 5V4H88V0H85ZM84 2H83V4H81V5H79V6L82 7V5H85ZM146 2H148V1H146ZM153 2H155V3L152 5ZM157 2H159V4H160L161 1H159V0L154 1V0H153L152 3L150 2L151 4H150V3H148V4H149V5H152V6H154V7L156 6V9H160L159 7L157 8V6H158ZM168 2H169V1H168ZM208 2H209L210 4L212 3V2H210V0H208ZM245 2H246V3L248 2L247 6L245 5ZM255 2H256V1H255ZM255 2H254V4H255ZM259 2H258V3H259ZM27 3H28V4H27ZM31 3H33V2H31ZM58 3H59V0H58ZM61 3H62V2H61ZM61 3H60V4H61ZM68 3H69V2H68ZM89 3H91V2H89ZM140 3H141V2H140ZM175 3L177 4V3H178V0H176ZM204 3H205V0H204ZM204 3H203V5H204V7H206V10H207V6H205ZM224 3H223V4H224ZM53 4H54V3H53ZM53 4H52V6L55 5V4H54V5H53ZM73 4H75V3H69V5H73ZM148 4H147V5H148ZM155 4H157V5H155ZM256 4H257V3H256ZM262 4H264V3H262ZM36 5H37V4H36ZM44 5H45L46 7H44ZM58 5H59V4H58ZM104 5H105V4H104ZM108 5H107V6H108ZM143 5H144V4H143ZM143 5H142V7H138V6H137V7L140 8V10H141V9L144 7ZM178 5H179V3H178ZM181 5H179L177 8H179ZM183 5H184V3H183ZM206 5H208V4L206 3ZM259 5H260V4H259ZM259 5H258V6H259ZM38 6H39V5H38ZM38 6H37V9H38ZM48 6H49V3L47 4V3L44 2V4H42L39 8H40V9L45 8L44 10H45V12H46V9H48ZM59 6H60V5H59ZM67 6H68V5H67ZM79 6H78V8H79ZM86 6H83V8L86 7ZM90 6H91V4H90ZM107 6H106V8H107V9L109 10V12H110V11H111V10H110L111 8L109 9ZM119 6H118V7H119ZM159 6H160V5H159ZM163 6H164V5H163ZM163 6H162L161 8H163ZM171 6H172V4H171ZM176 6H177V5H176ZM253 6H254V5H253ZM258 6H257L256 8H258ZM262 6H264V5H262ZM42 7H43V8H42ZM50 7H51V5H50ZM50 7H49V8H50ZM54 7H55V6H54ZM56 7H57V6H56ZM60 7H61V6H60ZM81 7H80V9H83V8H81ZM137 7H136V9H137ZM147 7L149 8V6H147ZM154 7H152L153 9H152V8H149V10H144V8H143L142 11L139 10V11H137V12L135 11V12H136V13H139V12H141V13L143 12V13H144L145 11H147L148 14L145 12V15L147 14V15H146V18H147V16H148V17H149V20H150V18L152 17L153 13L151 12L152 14L149 15V12H150V9H151V11H152V10L155 11V10H154ZM169 7H170V6H169ZM182 7H183V6H182ZM182 7H181V8H182ZM204 7H203V8H204ZM2 8H3V7H2ZM5 8H6V7H5ZM52 8H53V7H52ZM63 8H64V7H63ZM145 8H146V5H145ZM171 8H174V7L172 6ZM0 9H1V8H0ZM33 9H34V8H33ZM37 9H36V10H37ZM40 9H39V10H40ZM50 9H51V8H50ZM53 9H54V8H53ZM53 9H52V10H53ZM80 9H79V10H80ZM84 9H85V8H84ZM101 9H102V8H101ZM103 9H104V6H103ZM114 9H113V10H114ZM146 9H147V8H146ZM187 9H186V10H187ZM191 9L189 10L190 15H191L190 17L193 16V11H192ZM36 10H35V11H36ZM52 10H51V11H52ZM63 10H66V8H64ZM74 10H76V8H74ZM74 10H73V11H74ZM77 10H78V9H77ZM113 10H112V11H113ZM119 10H120V9H118V11L116 10L117 13H113V12H115V11H113V12L111 11L112 13H111V12L109 13L108 11H107V12H108V14H110L111 17H114V18H115V15H116V14H117V15H118V13L120 14V11H119ZM137 10H138V9H137ZM143 10H144V11H143ZM163 10H164V9H161V11H163ZM175 10H176V9H175ZM182 10H183V9H182ZM182 10H181V12H183ZM184 10H185V9H184ZM186 10H185V11H186ZM200 10H201V8H200ZM203 10H204V9H203ZM206 10H205L204 12H206ZM248 10H249V9H248ZM248 10H247V11H248ZM254 10H255V8H254ZM260 10H262V8H261ZM41 11H42V10H40V12H41ZM59 11H60V10H59ZM71 11H72V10H71ZM73 11H72V12H73ZM82 11H83V10H82ZM85 11H86V10H85ZM158 11H159V12H158L159 15H161V11H160V10H158ZM178 11H180V9H178ZM243 11H244V12H243ZM262 11H264V10H262ZM64 12H65V11H64ZM74 12H75V11H74ZM77 12H79V11H77ZM77 12H76V14L78 15ZM155 12H157V11H155ZM155 12H154V14H155ZM173 12H174V10H173ZM189 12H188V15H189ZM201 12H202V11H201ZM240 12H241V13H240ZM259 12H260V11H259ZM79 13H80V12H79ZM83 13H84V12H83ZM143 13H142V14H143ZM158 13H157V17H155L156 19H157L158 16H159ZM162 13H163V12H162ZM164 13H165V15L167 16V14H166L167 12H165V10H164ZM169 13H171V12H169ZM176 13H180V12H176ZM176 13H175L174 15L177 16ZM197 13H199V11H198ZM261 13H262V12H261ZM36 14H37V13H36ZM36 14H35V15H36ZM46 14H47V12H46ZM72 14H73V13H72ZM80 14H81V13H80ZM85 14H86V13H85ZM104 14H105V13H104ZM111 14H112V15H111ZM181 14H182V13H181ZM186 14H187V13H186ZM206 14H207V13H206ZM206 14H205V15H206ZM48 15H49V14H48ZM51 15L53 16V12H51ZM68 15H69V14H68ZM70 15H71V14H70ZM77 15L75 16V17H77V20H76V21H74V20L76 19L75 17H74L75 19H73L72 17L69 18L70 20L72 19L71 21H69V20H67V19L65 18V19L67 20V23H69V22H71V23H74V22L77 23L79 20H81V17H82V16L79 15V16H81V17L79 18V16H77ZM83 15H84V14H83ZM138 15L140 16L139 18H141V17H143L144 14L141 16L140 13H139ZM165 15H163V17H164ZM199 15H200V14H199ZM199 15H198V16H199ZM205 15H204V16H205ZM262 15H264V13H262ZM64 16H65V15H64ZM66 16H67V15H66ZM71 16H72V15H71ZM86 16H87V15H86ZM118 16H119V15H118ZM150 16H151V17H150ZM166 16H165V17H166ZM171 16H172V13H171V15H170V18H171ZM183 16L185 17L184 14H183ZM45 17H47V16H45ZM57 17H59V16H57ZM60 17H61V16H60ZM67 17H68V16H67ZM103 17H104V16H103ZM111 17H110V20L112 21L113 19H112ZM116 17H117V16H116ZM144 17H145V16H144ZM144 17H143V18H144ZM159 17H160V16H159ZM163 17H162V18H163ZM174 17H175V16H173V19H174ZM193 17H194V16H193ZM199 17H201V16H199ZM210 17H211V16H210ZM255 17H256V18H255ZM259 17H260L259 19L264 18V16H261V14H260ZM33 18H34V17H31V19H33ZM49 18H51V16H49L48 19H49ZM84 18H85V16L82 17V20H85ZM104 18H105V17H104ZM104 18H103V21H104ZM106 18H107V17H106ZM136 18L139 20V22H140V26H141V21H143V18H141V21H140V19L138 18V16H137ZM146 18H144V19H146ZM152 18H153V17H152ZM177 18H178V17H177ZM181 18H182V16H181ZM44 19H45V20H44ZM44 19H42V21H43V20L45 21V24H44V23H43V24H44L46 27L42 24V21L39 22V23H41L39 26L42 27V25H43V26H44V30H46L47 27H48V28L50 27V25H49V22H50V21H49V22H46V20L48 21V19H46V18H44ZM53 19H54V18H53ZM60 19H61V18H60ZM78 19H79V20H78ZM116 19H117V18H115V20H116ZM133 19H134V18H133ZM137 19H136V20H137ZM156 19H155V20H156ZM183 19L186 20V17L183 18ZM192 19H193V18H192ZM192 19H190V21H191ZM204 19H206V16H205ZM209 19H210V18H209ZM259 19H258V21H259ZM49 20H50V19H49ZM95 20H96V19H95ZM134 20H135V19H134ZM136 20H135V21H136ZM138 20H137V21H138ZM151 20H152V19H151ZM157 20H159V18H158ZM170 20H171V19H170ZM202 20H203V19H202ZM240 20H239V21H240ZM59 21H60V20H59ZM62 21H63V20H62ZM68 21H69V22H68ZM73 21H74V22H73ZM85 21H87V20H85ZM85 21H81V22H83V23L85 24ZM92 21H93V20H92ZM108 21H109V19H107L106 22H105V23H107V24L105 25L106 27H107V25L109 24ZM111 21H110V22H111ZM135 21H134V22H135ZM137 21H136V22H137ZM144 21H145V20H144ZM144 21H143V22H144ZM146 21H147L148 23H146ZM146 21L144 22V24H145V23L147 24V26H146L147 28H146V29H143V30H145L144 32H146V34H144V40H143L142 43H141V47H142L145 51H147L148 49H150L151 45H153L154 43H156L157 40H159L158 37H157V35H158V34H157V32H158V29H157V28H158V24H157V22H158V21H157V22H156V21L154 22V20H152V21H148L147 19H146ZM180 21H181V20H180ZM186 21H188V20H186ZM186 21H185V22H186ZM239 21H238V22H239ZM254 21H255V20H254ZM261 21H262V20H261ZM64 22H66V21H64ZM131 22H133V21H131ZM139 22H138V23H139ZM191 22H192V21H191ZM201 22H202V21H200V24H201ZM204 22H205V21H204ZM208 22H207V25H206V26H205V24L203 25V23H202V25L205 26V27H207V26H208ZM252 22H251V23H252ZM46 23L48 24V26L46 25ZM60 23H61V22H60ZM60 23H58V24H60ZM71 23H70V26H73V27H74V25H76V24H73V25H72ZM79 23H80V21H79ZM118 23H119V22H118ZM138 23H137V24H138ZM158 23H159V22H158ZM160 23H161V22H160ZM177 23H178V21H177ZM180 23H181V22H180ZM239 23H240V22H239ZM2 24H1V25H2ZM92 24H93V22H92ZM92 24H91V25H92ZM94 24H95V23H94ZM102 24H103V22H102L101 24H98V25L101 26ZM112 24H113V25H116V24H114L113 21L111 22V26L114 28L115 26H113ZM123 24H124V23H123ZM131 24H132V23H131ZM133 24H134V23H133ZM137 24L135 23V27H134V28L138 29V32H139V28H137V27H138ZM144 24H143V26H144ZM173 24H174V23H173ZM178 24H179V23H178ZM178 24H177V25H178ZM181 24H182V23H181ZM184 24H185V23H184ZM190 24H191V23H190ZM190 24H189V25H190ZM254 24H256V23H253V25H254ZM258 24H259V22H257V25H258ZM261 24H264V22L260 23V26H261ZM1 25H0V26H1ZM61 25H64V23L61 24ZM61 25H60V28H61ZM77 25H78V24H77ZM77 25H76V26H77ZM79 25H80V24H79ZM179 25H180V24H179ZM179 25H178V26H179ZM193 25H194V27L192 28V31H193V32H194V31H195V32H198V34L201 33V31H199V26H198V25H199V19H198V18H197V20H195V22L193 23ZM239 25H240V24H239ZM251 25H252V24H251ZM33 26H34V25H33ZM66 26H67V25H66ZM99 26H98V27H99ZM105 26H101L100 28H101V29H102V28H103V29H104V28L106 29ZM109 26H110V25H108L107 29L109 28ZM130 26H131V25H130ZM136 26H137V27H136ZM173 26H174V25H173ZM217 26H213V27L216 28ZM237 26H238V24H237ZM240 26H241L240 28H242V25H240ZM260 26H257V27H259L260 29H261V28H264V27H262V26L260 27ZM9 27H10V26H8V28H9ZM14 27H15V26H14ZM35 27H36V26H35ZM52 27H55V25L52 26ZM90 27H91V26H90ZM93 27H94V25H93ZM95 27H97V26H95ZM98 27H97V28H98ZM122 27H123V26H122ZM179 27H181V26H179ZM182 27H183V26H182ZM182 27H181V28H182ZM254 27L256 28V25H255ZM8 28H7V29H8ZM37 28H38V27H37ZM79 28H80V27H79ZM110 28H111V27H110ZM110 28H109L108 30H110ZM113 28H111V29H113ZM134 28H131V29L128 28L129 30H128V29H127V30H128V32H130V30H131V31L133 32L132 34H135V33H134V32H135V31H134ZM217 28H218V27H217ZM236 28H238V27H236ZM247 28H248V27H247ZM255 28H254V29H255ZM3 29H4V28L2 27L1 30H3ZM7 29H5V31L11 30V28H9L8 30H7ZM35 29H36V28H35ZM49 29H52V31H53L54 28H51V27H50ZM70 29H71V28H70ZM74 29H75V28H74ZM90 29H91V28H90ZM90 29H89V32L91 31ZM93 29H95V28H93ZM101 29H98V30H100V31H99L100 36H101L100 39L103 38L102 35L104 36V35L106 34V33H102V32H101ZM105 29H104V30H105ZM122 29H123V28H122ZM124 29H125V28H124ZM124 29H123V30H124ZM169 29H170V28H169ZM172 29H174V28H172ZM175 29H176V28H175ZM178 29H179V28H178ZM186 29H188V27H186L184 30H186ZM208 29L211 30V29H214V28H210V25H209V26H208ZM252 29H253V28H252ZM254 29H253V30H254ZM260 29H258V31H259ZM13 30H14V29H13ZM30 30H31V29H30ZM57 30L60 31V30H62V29H57ZM71 30H72V29H71ZM95 30H96V29H95ZM108 30H107V31H108ZM127 30L125 31L126 34H129V33L127 32ZM143 30H141V31H143ZM167 30H168V29H167ZM167 30H166V31H167ZM179 30H180V29H179ZM203 30H205V32H206V29L203 28ZM210 30H207V31H210ZM238 30H239V29H238ZM3 31H4V30H3ZM3 31H2V32H3ZM34 31H35V30H34ZM42 31H43V29H42ZM52 31H51V32H52ZM64 31H65V30H64ZM102 31H103V30H102ZM110 31H112V33H109V31H108V34H110V37H111V38H112V37L114 38V35H115V34H114L113 31H115V30L113 29V30H110ZM141 31H140V32H141ZM160 31H161V30H160ZM168 31H169V30H168ZM189 31H190V30H189ZM260 31H261V30H260ZM17 32H18V31H17ZM61 32H62V31H61ZM67 32H68V31H67ZM75 32H77V30H76ZM104 32H105V31H104ZM123 32H124V31H123ZM138 32H137V33H138ZM144 32H141V33L143 34ZM170 32H171V31H170ZM170 32H169V33H170ZM175 32H176V31H175ZM202 32H204V31H202ZM237 32H239V31H237ZM248 32H249V31H248ZM23 33H24V32H23ZM23 33H22V34H23ZM25 33H26V32H25ZM30 33H32V32H30ZM30 33H28V34L31 36ZM46 33H47V30H46ZM53 33H57V31H55V32H53ZM64 33H65V32H64ZM68 33H69V32H68ZM73 33H74V32H73ZM141 33H140V34H141ZM171 33H172V32H171ZM251 33H252V31H251ZM251 33H249L248 35H243V37H242V42H241V46L239 47V49L236 48V49H238V50H237L238 53H239V51H240V55H241L242 53L246 52V48L249 47V44H251L250 42L253 40V38H252V37H253L252 34H254V33L256 34L257 32L254 31V33H252V34H251ZM6 34H7V32H6ZM10 34H11V32H10ZM10 34H9V35H10ZM12 34H13V33H12ZM19 34H20V33H19ZM44 34H45V32L42 33V35H44ZM47 34H48V33H47ZM70 34H71V33H70ZM101 34H102V35H101ZM111 34H114V35L111 36ZM159 34H160V33H159ZM167 34H168V33H167ZM172 34H173V33H172ZM198 34L196 35L195 38H199V37L201 36V35H199V37H198ZM210 34H211V32H210ZM9 35H8V36H9ZM20 35H21V34H20ZM42 35H41V36H42ZM45 35H46V34H45ZM45 35H44V36H45ZM123 35H124V34H122V36H123ZM174 35H177V34H174ZM180 35H182V34H180ZM194 35H195V34H194ZM221 35H222V34H221ZM235 35H236V33H235ZM238 35H239V34H238ZM259 35H260V34H259ZM1 36H2V35H1ZM8 36L6 35L7 38H8ZM13 36H14V35H13ZM16 36H17V35H16ZM44 36H43L42 38H45ZM63 36H64V35H63ZM98 36H99V34H97V36H96L97 39H99ZM108 36H109V35H108ZM129 36L132 37V35H129ZM133 36H134V35H133ZM136 36H138V35L136 34ZM149 36H150V39H149ZM178 36H179V33H178ZM191 36H192V35H191ZM206 36H209V35H206ZM215 36H216V34H215ZM224 36H225V34H224ZM228 36H229V35H228ZM228 36H227V37H228ZM232 36H233V35H232ZM3 37H4V36H3ZM18 37H19V35H18ZM20 37H21V36H20ZM39 37H40V36H38L37 38H39ZM48 37H49V35H48ZM48 37H46L47 40H48L49 38H51V37H49V38H48ZM68 37H69V35H68ZM104 37H107V36H104ZM110 37H109V38H110ZM139 37H140V35H139ZM139 37H138V39H140ZM142 37H143V35H142ZM193 37H194V36H193ZM221 37H222V36L218 35V38H219V39H217L218 43L221 44V45H223V44H227L226 41H228V40H226V39H227L226 36L223 37V38H221ZM233 37H234V36H233ZM238 37H239V36H238ZM238 37H237V38H238ZM22 38H23V37H22ZM31 38H32V37H31ZM34 38H35V37H33L32 40H30V41H33ZM163 38H164V36H163ZM174 38H175V37H174ZM178 38H179V37H178ZM201 38H202L201 40H202L203 43H204V42H205V41H204V38H205V37H203V35H202ZM206 38H207V37H206ZM220 38H221V39H220ZM224 38H225L226 41L224 40ZM260 38H261V36H260ZM1 39H2V38H1ZM5 39H6V38L4 37V40H5ZM28 39H29V38H28ZM68 39H69V38H68ZM74 39H75V38H74ZM90 39H91V38H90ZM97 39H95V41H96ZM103 39L106 40L107 38H103ZM103 39H102L101 41L99 40V42H96V43H99V44H95V45H100L101 43H104V42H102ZM130 39H131V38L129 37V40H130ZM135 39H136V38H135ZM135 39H134V40H135ZM169 39H170V38H169ZM191 39H192V38H191ZM208 39H209V41H210V39H212L211 41H213L214 36H213V38H208ZM255 39H256V38H255ZM262 39H264V38H262ZM262 39H259V40H262ZM35 40H36V39H35ZM71 40H73V39H71ZM71 40H70V41H71ZM91 40H92V39H91ZM109 40H110V39H109ZM136 40H137V39H136ZM163 40H164V42H165V39H163ZM186 40H187V39H186ZM188 40H190V39L188 38ZM188 40H187V41H188ZM192 40H193V41H192ZM192 40H191V42L196 41V40H194V39H192ZM199 40H200V39H199ZM215 40H216V38H215ZM215 40H214V41H215ZM259 40H258V38H257L256 44H258L257 42H258ZM5 41H7V40H5ZM30 41H29V43H30ZM68 41H69V40H68ZM78 41H79V40H76L75 42L78 43ZM95 41H94V42H95ZM106 41H107V40H106ZM111 41H112V40H111ZM111 41H108V44H109V42H111ZM182 41H184V40H182ZM206 41H208V40L206 39ZM214 41H213V43H214ZM217 41H215V42H217ZM253 41H254V40H253ZM39 42H40V39H39ZM43 42H44V41H43ZM60 42H61V40H60ZM63 42H64V41H63ZM63 42H62V43H63ZM71 42H72V41H71ZM73 42H74V41H73ZM90 42H92V41H90ZM90 42H84L83 47H84V46L86 47V44H88V43H90ZM113 42H114V41H113ZM153 42H154V43H153ZM189 42H190V41H189ZM191 42H190V43H191ZM228 42H229V41H228ZM238 42H240V41H237V43H238ZM260 42H261V41H260ZM2 43L5 44V42H2ZM6 43H7V42H6ZM18 43H19V42H18ZM20 43H21V42H20ZM20 43H19V44H20ZM31 43H34V45H37L38 42H37L36 44H35V42H31ZM31 43H30V44H31ZM52 43H53V42H52ZM79 43H80V41H79ZM85 43H86V44H85ZM157 43H158V42H157ZM201 43H202V42H201ZM203 43H202V45H204ZM210 43H211V42H208L207 44L209 45ZM237 43H236V44H237ZM262 43H264V42H262ZM262 43H259L258 45H260V44L262 45ZM4 44H3V45H4ZM38 44H39V43H38ZM50 44H51V41H50ZM56 44H57V43H56ZM108 44H107V45H108ZM161 44H162V43H161ZM172 44H173V43H172ZM178 44H179V42H178ZM254 44H255V42H254ZM34 45H32V47H34ZM54 45H55V44H54ZM93 45H94V43H93L92 45L90 44V46H92V47H93ZM103 45L106 46V42H105V44H103ZM103 45L101 44V49L104 47ZM173 45H174V44H173ZM187 45H188V44H187ZM217 45H218V44H217ZM228 45H229V44H228ZM231 45H232V44H231ZM239 45H240V44H238L237 46H239ZM261 45H260V46H261ZM4 46H5V45H4ZM8 46H9V45H8ZM14 46H15V44H14ZM37 46H38V45H37ZM41 46H42V45H41ZM41 46H40V47H41ZM43 46L45 47V45H43ZM102 46H103V47H102ZM154 46H155V45H154ZM157 46H158V45H157ZM167 46H168V45H167ZM167 46H166L164 49H166ZM178 46H179V45H178ZM188 46L190 47V44H189ZM192 46H193V45H191V48H192ZM206 46H207V45H206ZM252 46H253V45H252ZM252 46H250L249 48H252ZM260 46H258V47H260ZM44 47H43V49H46V48H47V47H45V48H44ZM83 47H82V48H83ZM87 47H88V46H87ZM106 47H107V46H106ZM171 47H172V45H171ZM179 47H180V46H179ZM182 47H183V45H182ZM186 47H187V46H186ZM204 47H205V46H204ZM253 47H254V46H253ZM258 47H257V49L255 50L256 52L258 51ZM11 48H12V47H11ZM13 48H14V47H13ZM13 48H12V49H13ZM53 48H54V47H53ZM95 48H97V46H96V47L94 46L93 49H94V51H96V50L98 51V50L100 49V46H99L98 49H95ZM194 48H195V46H194ZM197 48H199V47H197ZM217 48H218V46L215 47V48H212V49L210 48L211 50H208V51L212 52V50L217 49ZM43 49L40 50V51H42V54H43ZM153 49H155V47H154ZM153 49H151V50H153ZM159 49H161V48H159ZM187 49H188V47H187ZM187 49H185V51H184L185 53H183V55H182L183 57H185L187 51L190 50V49H189V50H187ZM204 49H205V48H204ZM204 49H203V50H204ZM206 49H207V48H206ZM9 50H10V49H9ZM51 50H52V49H51ZM51 50H50V51H51ZM56 50H57V49H56ZM87 50H88V49H87ZM120 50H121V49H120ZM120 50L118 51V49H115V50H114V53H113V52H110V53H109V56H107V55L105 56V54H102V56L104 55V59H100V58H99L98 60H96V61H97V63H95L96 66H97V67H101V66H103V68L108 66L109 68H112V66L115 65L114 63L117 61V59H119L118 57H119V54H120ZM162 50H163V48H162ZM162 50L159 51V52H160V53L158 54V56H160L159 59H162V57L164 56V53L162 52ZM168 50H169V49H168ZM177 50H178V47H177ZM177 50H176V51H177ZM180 50H182V48H181ZM218 50H219V49H218ZM260 50H261V49H260ZM260 50H259V51H260ZM262 50H264V49H262ZM40 51H39V53H40ZM50 51H47V50H46V53H44V54H47V53H49ZM53 51H54V50H53ZM53 51H52L51 54H53ZM64 51H65V50H64ZM74 51H75V50H74ZM92 51H93V50H92ZM94 51H93V52H94ZM97 51H96V52H97ZM101 51H102V50H101ZM171 51H172V50H171ZM174 51H175V50H174ZM174 51H173V52H174ZM190 51H191V52H190L189 54H191L193 50H190ZM251 51H252V50H251ZM1 52H2V51H1ZM14 52H15V51H14ZM16 52H17V51H16ZM36 52H37L36 48L33 49L32 53H33V54H36ZM44 52H45V51H44ZM55 52H56V51H54V53H55ZM76 52H77V51H76ZM150 52H151V55H152V57L150 56V58H153V57H154V56H153L154 54H152L153 51H150ZM168 52L170 53V51H167V54H169ZM178 52H180V51L178 50L177 53H178ZM181 52H182V51H181ZM217 52H218V51H217ZM217 52H216V53H210V56H212V58H214L213 56H214L215 54H216L215 56H217V55L219 54V53H217ZM235 52H236V51H235ZM256 52H255V53H256ZM10 53H11V52H10ZM12 53H13V52H12ZM86 53H88V51H87ZM104 53H105V52H104ZM205 53H206V51H205ZM248 53H249V52H248ZM2 54H3V53H2ZM33 54H32V55H33ZM40 54H41V53H40ZM40 54H39V55H40ZM51 54H50V55H51ZM58 54H60V53H58ZM64 54H65V52H64ZM74 54H75V53H74ZM78 54H79V53H78ZM80 54H81V53H80ZM172 54H173V53H172ZM189 54H188V56H189ZM206 54H207V53H206ZM211 54H212V55H211ZM213 54H214V55H213ZM3 55H4V54H3ZM3 55H2V56H3ZM61 55L64 56V55H63V52L61 53ZM72 55H73V54H72ZM72 55H71V57L73 58L74 56H72ZM90 55H91V54H90ZM149 55H150V54H149ZM174 55H176L175 52H174ZM231 55H232V54H231ZM231 55H230V56L227 55V56L230 57V59H232V61H233V58H234V57L232 56V57H233V58H232ZM243 55H244V54H243ZM259 55H260V54H259ZM0 56H1V55H0ZM35 56H36V55H35ZM51 56H52V55H51ZM51 56H49V57H51ZM83 56H84V54H83ZM85 56H86V54H85ZM96 56H97V55H96ZM132 56H133V55H132ZM182 56H180V57H182ZM227 56H226V57H227ZM241 56H242V55H241ZM17 57H18V56H17ZM31 57L33 58L34 55L31 56ZM36 57H37V56H36ZM41 57H42V56H41ZM44 57H46V56H44ZM44 57H43V59H44ZM60 57H61V56H60ZM71 57H70V58H71ZM80 57L83 59L82 56H80ZM98 57H100V56H98ZM98 57H96V58H98ZM133 57H134V56H133ZM141 57H142V55H141ZM141 57H140V58H141ZM194 57H195V56H194ZM242 57H244V56H242ZM242 57H241V58H242ZM37 58L40 59L39 57H37ZM47 58H48V57H47ZM61 58H62V57H61ZM61 58H59V59H61ZM72 58H71V60H72ZM122 58H123V57H122ZM122 58H121V59H122ZM137 58H138V56H137ZM156 58H158V57H156ZM170 58H171V57H170ZM170 58H169V59H170ZM185 58H186V57H185ZM187 58H188V57H187ZM189 58H190V56H189ZM189 58H188V59H189ZM195 58H196V57H195ZM209 58H210V57H209ZM249 58H251V57H249ZM1 59H2V58H1ZM4 59H5V58H4ZM33 59H34V58H33ZM33 59H32V60H33ZM73 59H74V58H73ZM106 59H107V60H106ZM138 59H139V58H138ZM147 59H148V58H147ZM147 59H144V60H147ZM167 59H168V58H167ZM169 59H168V60H169ZM191 59H192V58H191ZM191 59H190V60H191ZM228 59H229V58H228ZM230 59H229V61H230ZM235 59H236V58H235ZM238 59H239V58H238ZM75 60H76V59H74V61H75ZM134 60L136 61L137 59L134 58ZM170 60H172V58H171ZM184 60H185V59H184ZM201 60H202V58H201ZM206 60H207V59H206ZM239 60H240V59H239ZM259 60H260V59H259ZM11 61H12V60H11ZM29 61H30V59H29ZM44 61L47 62V59L44 60ZM49 61H50V60L48 59V62H49ZM77 61H79V60H77ZM77 61H75V62H77ZM96 61H94V62H96ZM120 61H121V60H120ZM135 61H134V62H135ZM141 61H142V60H141ZM141 61H140V62H141ZM150 61H151V59H150ZM157 61H158V60H157ZM173 61H174V60H173ZM178 61H179V62H177V66H178V63H180V61H181L180 58L178 59ZM199 61H200V60H198V62H199ZM204 61H205V60H203V64H205ZM208 61H210V60H208ZM208 61H206V63H207ZM215 61H216V60H215ZM241 61H242V60H241ZM248 61L250 62V60H248ZM262 61H264V58H262ZM70 62H71V61H70ZM118 62H119V60H118ZM134 62H133V63H134ZM166 62H167V61H166ZM166 62L164 61V63H162V62H161V63H162V64H165ZM169 62H170V61H169ZM169 62H167V63H169ZM181 62H182V63H180V64H182V65L184 66L183 61H181ZM187 62H188V60H187ZM187 62H186V63H187ZM194 62H195V64H199V63H196L197 61H194ZM233 62H234V61H233ZM233 62H231V63H233ZM236 62H238V60H237ZM243 62H244V60H243ZM246 62H247V61H246ZM10 63H11V62H10ZM24 63H25V62H24ZM32 63H33V62H31V64H32ZM55 63H56V62H55ZM60 63H61V62H60ZM135 63H139V61H138V62H135ZM170 63H171V62H170ZM240 63H242V62H240ZM240 63H239V66H238V65H235V66H234V67H235V70L237 69V66L240 68V66H241ZM31 64H30V65H31ZM75 64H76V63H75ZM155 64H156V63H155ZM218 64H219V63H218ZM228 64H229L228 61H225V60H224V62H222V65L225 66V68H226V66H227ZM234 64H235V62H234ZM245 64H247V63H245ZM245 64H244V65H245ZM250 64H252V63L250 62ZM26 65H27V64H26ZM62 65H63V64H62ZM62 65H61V66H62ZM64 65H65V63H64ZM168 65H169V64H168ZM190 65H191V68H192V64H190ZM193 65H194V64H193ZM7 66H9V65H7ZM7 66H6V64H5V67H6V68H7ZM11 66H12V64L9 66L10 68H9V67H8V68L11 69V68H12ZM65 66H66V65H65ZM69 66H70V65H69ZM71 66H72V65H71ZM133 66L135 67L136 65H132V67H133ZM159 66H160V65H159ZM172 66H173L174 68L177 67V66H174V65H172ZM172 66H170L171 69H174V68H172ZM183 66H182V67H183ZM219 66H221V65H219ZM231 66L233 67V65H231ZM231 66H230V67H231ZM5 67H4V68H5ZM58 67H59V66H58ZM66 67H67V66H66ZM75 67H76V66H75ZM75 67L73 66V69H72L73 72H71L70 69H69V71L66 70L68 73H64V75L66 74V76H65V81H67L69 77H70V79H71L73 82H76V83H77L78 81H80V79H78L77 76H78V75L81 76V74L84 72L85 69L83 70L82 66H81L80 69H77V67H76V68H75ZM132 67H131V68H132ZM161 67H162V66H161ZM161 67H160V68H161ZM200 67H202V63H201V61H200ZM200 67H199V65H198L199 70H201ZM214 67H215V65H214L212 68H214ZM216 67H217V66H216ZM216 67H215V68H216ZM251 67H252V66H251ZM251 67L248 66V68H250V70H251L254 66H253L252 68H251ZM261 67H262V66H261ZM6 68H5V70H6ZM8 68H7V69H8ZM109 68H107V71L109 70ZM131 68H129V69H131ZM158 68H159V67H158ZM177 68H178V67H177ZM188 68L190 69L189 65H188ZM194 68L196 69V65H195ZM202 68H203V67H202ZM212 68H210V71H212V70H211ZM227 68H229V66H228ZM239 68H238V69H239ZM244 68H245V67H244ZM12 69H14V67H13ZM75 69H76V70H75ZM88 69H89V68H88ZM120 69H121V67H120ZM137 69H139V67H138ZM175 69H176V68H175ZM229 69H230V68H229ZM232 69H233V68H232ZM242 69H243V68H242ZM254 69H255V67H254ZM254 69H253V71H254ZM5 70H4V71H5ZM36 70H37V69H36ZM52 70H53V69H52ZM80 70H81V71H80ZM105 70H106V68H105ZM118 70H119V69H118ZM140 70H141V69H140ZM160 70H161V69H160ZM162 70H163V67H162ZM225 70L228 71V69H225ZM230 70H231V69H230ZM230 70H229V71H230ZM239 70L241 71V69H239ZM248 70H249V69H248ZM255 70H256V69H255ZM39 71H40V70H39ZM42 71H43V70H42ZM64 71H65V70H64ZM77 71H78V73H76ZM122 71H123V70H122ZM129 71H132V70H129ZM129 71H126V72H129ZM152 71L154 72V70H152ZM158 71H159V70H158ZM177 71H179V68H178ZM177 71L172 70V72H174V73H175V72L177 73ZM195 71H196V70H195ZM253 71H252V72H253ZM37 72H38V71H36V72L34 71L33 73L31 72V73H32L31 75H29V76L26 75L27 78L24 76L26 72H25V73H21V75H20V73H19V77H21V76L24 74L23 77L26 78V79H24V80H25V83H26V84H25V86H26V95H25V97H26V105H25V108H24V107H23V108H24V110L26 111V114H30V115H33L34 113L37 114L38 112L40 113L41 109H42V111H43V110H44V111H48L49 109H52V108H49V105L52 107L53 104H54L53 108H55V103H56V100H55V99L57 98V97L54 98V96H55V93H54V95H53V98H54V99H53L52 97H50V98L53 100L52 102H54V103L49 104V105H48V103H47L49 109H48V108H45L46 106L43 105L42 102H44L45 97L47 98V94H46V96H45V93L48 92L49 89H47V91H45V92H44V89H46V86H47V85H50V84H51L50 82H51L52 79H53V78H50L51 81H49V83H50V84H49V83H48V80H50V79H47L46 76L50 74L51 77H52V71H51V72L45 71V72L47 73L46 75H45V72H44V71H43V72L40 71L41 73H40V72L37 73ZM57 72H58V71H57ZM57 72H56V74H57ZM62 72H63V71H62ZM95 72H97V71H95ZM95 72H94V73H95ZM156 72H157V71H156ZM161 72H162V71H161ZM165 72H166V70H165ZM200 72H201V71H200ZM223 72H225V71H223ZM230 72H231V71H230ZM234 72H235V71L233 70V73H234ZM236 72H237V70H236ZM236 72H235V73H236ZM246 72H247V71H246ZM252 72H251V73H252ZM28 73H29V72H28ZM53 73H54V72H53ZM98 73H100V72H97L96 75H95V74H92V76H90V77H91V78H92V77H95V76H97ZM144 73H145V72H144ZM149 73H150V72H149ZM157 73H158V72H157ZM170 73H171V72H170ZM176 73H175V74H176ZM190 73L193 74L194 72H193V73L190 72ZM208 73L210 74V72H208ZM208 73H207V74H208ZM212 73H214V71H213ZM247 73H249V72H247ZM89 74L91 75L90 70H89ZM145 74H146L147 76H146ZM145 74H144V75H145V76H144L143 73H141L140 71H139V72H136V74L134 73V75H135V76H134V83H137L138 85L142 84V86H145V87H148V86L150 87V84H152L153 81H155V80L158 81V80H159V79L157 78V76H155V77H156L158 80H157V79L154 80L155 77H154V78H149V77H152V76H151L152 73H150L151 75L149 74V75H150V76H149V75L147 74V71H146ZM155 74H156V73H155ZM171 74H172V73H171ZM178 74L180 75L179 72H178ZM194 74L196 75V73H194ZM202 74H203V73H202ZM204 74H206V73H204ZM1 75H2V74H1ZM1 75H0V77H1ZM50 75H49V76H50ZM54 75H55V74H54ZM54 75H53V76H54ZM59 75H60V74H59ZM75 75H76V76H75ZM82 75H83V74H82ZM172 75H174V74H172ZM189 75H190V74H189ZM231 75H232V74H231ZM231 75H230V76H231ZM249 75H250V74H249ZM30 76H31V77H30ZM56 76H57V75H56ZM86 76H87V74H86ZM148 76H149V77H148ZM190 76L193 77L192 75H190ZM206 76H208V75H206ZM223 76H225V75H223ZM223 76H222V77H223ZM45 77H46V78H45ZM78 77H79V76H78ZM87 77H88V76H87ZM116 77H117V76H116ZM144 77H146V78H144ZM170 77H171V76H170ZM176 77H179V76H176ZM176 77H175V78H176ZM183 77H184V76H183ZM183 77H182V82H183ZM209 77H211V76H209ZM159 78H160V77H159ZM187 78H188V77H187ZM189 78H190V77H189ZM189 78H188V79H189ZM214 78H215V77H214ZM7 79H8V78L5 77L3 81H5V80L7 81ZM27 79H29L28 82H26ZM45 79H47V80H45ZM55 79H57V77H56V78L54 77V80H55ZM70 79H69V80H70ZM84 79H85V77H84ZM84 79H82L77 85H81V84H83ZM165 79H166V78L163 79V78L161 77L160 81H158V82L160 83L161 80H165ZM168 79H169V78L166 79L167 82L165 81L167 84L169 83V82H168ZM170 79H171V80H170ZM170 79H169V80L172 81V77H171ZM188 79H186V80H188ZM191 79H192V78H191ZM195 79L197 80V78H195ZM207 79H208V78H207ZM207 79H206V80H207ZM44 80H45V81H44ZM90 80H91V79H90ZM148 80H150V84L148 83L149 85H148L147 83H145V82H147ZM192 80L194 81V78H193ZM192 80L189 79V82H190V81L192 82ZM196 80H195V83H198V82L200 83V82H202V81H200V79H199V81H196ZM203 80H204V79H203ZM227 80H228V78H227ZM242 80H243V79H242ZM0 81H2V79H1ZM46 81H47V82H46ZM82 81H83V82H82ZM124 81H125V80H124ZM173 81H174V79H173ZM208 81H209V80H208ZM225 81H226V77H225V79H224V83H225ZM245 81H246V79H245ZM11 82H12V81H11ZM42 82H43V83L45 82V84L48 83V84H46V85L43 84V86H45V87H43L44 89L41 88V87H42V85H41ZM111 82H112V81H111ZM163 82H164V81H163ZM163 82H162V83H163ZM165 82H164V83H165ZM174 82H175V81H174ZM187 82H188V81H187ZM191 82H190V83H191ZM203 82H204V81H203ZM203 82H202V83H203ZM0 83L2 84V82H0ZM3 83H5V82H3ZM63 83H64V82H63ZM84 83H85V82H84ZM90 83H91V82H90ZM125 83H126V85L129 84L127 81H126ZM127 83H128V84H127ZM143 83H144V85H143ZM153 83H154V82H153ZM159 83H158V84H159ZM164 83H163V86H165ZM166 83H165V84H166ZM185 83H186V82H185ZM190 83H189V84H190ZM192 83L194 84V86H196V85L201 86V84H202V83H200V84H199V83H198V84H195L194 82H192ZM192 83H191V86H192ZM208 83H210V82H208ZM215 83H216V82H215ZM217 83H218V82H217ZM235 83H237V82H235ZM248 83H249V82H248ZM1 84H0V85H1ZM10 84H12V83H10ZM73 84H75V83H73ZM111 84H112V83H111ZM145 84H146V85H145ZM171 84H172V83H171ZM219 84H223V82H221V83H219ZM4 85H5V84H4ZM7 85H8V84H7ZM65 85H68V86H67V87H66V86L64 87L63 85H60V84H59L58 87H55V88H58V90H59V91H56V92H60V93H58V94H61V93H62V94H61L62 96H60V99H61V97H63L64 95H65L64 97H67V95H69V96L71 95L72 97L77 96V95H75V94H74V96L72 95L74 92H71V90H70V89L73 90L72 87H69V85H70V81L68 82V84L66 83ZM117 85H119V84L116 83V85H114V82H113V84H112L110 87H114V86L116 87ZM154 85L156 86L157 84L154 83ZM160 85H161V84H160ZM169 85H170V84H169ZM174 85H175V83H174ZM186 85H187V84H186ZM186 85H185V88H186ZM202 85H203V84H202ZM206 85H208V84H206ZM235 85H236V84H235ZM235 85H234V86H235ZM12 86H13V85H12ZM108 86H109V85H108ZM108 86H107V87H108ZM128 86H129V85H128ZM128 86H127V87H128ZM131 86H133V85H131ZM158 86H159V85H158ZM166 86H167V85H166ZM194 86H192V89L194 88ZM204 86H205V83H204V85H203L202 87H204ZM211 86H214V82L211 83ZM219 86H220V87H219ZM219 86H218V85H217V86H214V87H216V88H212V90L217 89V87H218V88L223 87V85H219ZM226 86H227V85H226ZM232 86H233V84H232ZM1 87H2V86H0V88H1ZM5 87H6V85H5ZM8 87H9V85H8ZM47 87H48V86H47ZM49 87H51V86H49ZM59 87H60V88H59ZM76 87H77V86H76ZM151 87H153V84L151 85ZM151 87H150V88H151ZM196 87H197V86H196ZM202 87H201V88H202ZM205 87H206V86H205ZM205 87H204V88H205ZM248 87H249V86H248ZM55 88H53L54 91H55ZM80 88L83 89V87H80ZM131 88H132V87H131ZM131 88H130V90H131ZM140 88H142V87L140 86ZM160 88H161V87H160ZM178 88H179V87H178ZM181 88H182V87H181ZM198 88H200V87H198ZM201 88H200V89H201ZM1 89H3V87H2ZM50 89H51V88H50ZM53 89H51V90L53 91ZM68 89H69L70 91H69L68 94H67V90H68ZM97 89H99V88H97ZM105 89H106V88H105ZM120 89H121V88H120ZM125 89H127L126 86H125ZM125 89H124V92H123V87H122V91H121V92L125 93V91H126ZM145 89H146V88H145ZM170 89L172 90L173 88H170ZM179 89H180V88H179ZM186 89L189 91V90L191 89V87H190V89H189V85H188V88H186ZM192 89H191V90H192ZM194 89H195V88H194ZM194 89H193V90H194ZM196 89H197V88H196ZM232 89H233V88H232ZM3 90H5V89H3ZM3 90H2V91H3ZM9 90H11L10 87H9ZM74 90H75V89H74ZM76 90H78V88H77ZM100 90H101V89H100ZM117 90H118V88H117ZM174 90H175V89H174ZM176 90H177V89H176ZM182 90H183V89H182ZM197 90H198V89H197ZM202 90H203V89H202ZM204 90H205V89H204ZM6 91H7V90H6ZM11 91H12V90H11ZM78 91H79V90H78ZM78 91H77L76 93L79 94L80 91H79V92H78ZM127 91H129V90H127ZM143 91H144V90H143ZM146 91H147V89H146ZM146 91H145V93H146ZM152 91H153V90H152ZM179 91H181V90H179ZM199 91H201V90H199ZM208 91H209V90H208ZM235 91H236V90H235ZM12 92H13V91H12ZM65 92H66V93H65ZM110 92H112V90H111ZM117 92H118V94H119L120 90L117 91ZM117 92H116V93H117ZM133 92H134V91H133ZM156 92H157V91H156ZM166 92H168V91H166ZM169 92H170V90H169ZM10 93H11V92H10ZM63 93H65V94H63ZM69 93H70V94H69ZM127 93H130V92H127ZM142 93L145 94L144 92H142ZM157 93H158V92H157ZM164 93H165V91H164ZM172 93H173V92H172ZM172 93H170V94H168V95L170 96ZM177 93H178V92H177ZM185 93H186V92H185ZM13 94H14V93H13ZM66 94H67V95H66ZM151 94L153 95V92H151ZM155 94H156V93H155ZM158 94H159V96H160V93H158ZM182 94H183V93H182ZM9 95H10V94H9ZM127 95H128V94H127ZM146 95H147V94H146ZM162 95H163V92H162ZM165 95H167V93H165ZM184 95H185V94H184ZM187 95H188V94H187ZM189 95H190V94H189ZM245 95H247V94H245ZM1 96H4V94H1ZM49 96H50V95H49ZM69 96H68V97H69ZM149 96H150V95H149ZM153 96H155V95H153ZM169 96H168V97H169ZM9 97H11V96H9ZM111 97H113V96H111ZM114 97H116V96L114 95ZM129 97H130V96H129ZM134 97H136V98H134L135 101H136V99L140 98V97H138V96H134ZM137 97H138V98H137ZM142 97H143V96H142ZM145 97H147V96H145ZM150 97H151V96H150ZM150 97H149V98H150ZM161 97H164V96H161ZM183 97H184V96H183ZM185 97H186V96H185ZM188 97H189V96H188ZM1 98H3V101H5V103H6L7 100H8V99H7V98H8L7 95H5V99H4V97H0V101H1ZM74 98H75V97H74ZM127 98H128V97H127ZM169 98H170V97H169ZM169 98H168V100H169ZM190 98H191V97H190ZM190 98H188L189 100H187V101L192 102V101L190 100ZM11 99H13V98H11ZM11 99H9V100H11ZM47 99H48V98H47ZM51 99H50V100H51ZM76 99H77V98H76ZM129 99H130V98H129ZM152 99H153V98H151L150 100H152ZM154 99H155V98H154ZM162 99H163V100L167 99V96L165 97V99H164V98H162ZM186 99H187V98H186ZM191 99H192V98H191ZM13 100H14V99H13ZM45 100H46V99H45ZM61 100H62V99H61ZM74 100H75V99H74ZM86 100H87V99H86ZM106 100L108 101L109 99H106ZM138 100H139V99H138ZM147 100H148V98H147ZM157 100H160V101H161V98L158 99V96H157ZM251 100H252V99H251ZM11 101H12V100H11ZM103 101H104V100H103ZM123 101H125V99H124ZM126 101H127V100H126ZM131 101H132V100H131ZM145 101H146V100H145ZM148 101H149V100H148ZM148 101H146V102H148ZM152 101H153V100H152ZM152 101H151V102H148V105H149V103H152ZM165 101H166V103H167V100H165ZM165 101H161V102H162V103H165ZM185 101H186V100H185ZM24 102H25V101H24ZM48 102H49V101H48ZM98 102H99V100H98ZM98 102H97V103H98ZM101 102H102V101H101ZM101 102H99L98 104H100ZM109 102H110V101H109ZM112 102H115V100H114V101L112 100ZM168 102H169V101H168ZM176 102H177V101H176ZM182 102H183V100H182ZM49 103H50V102H49ZM102 103H104V102H102ZM102 103H101V104H102ZM118 103L122 106V104H121L122 102H117V103H113V104H112V103H111V104H108V102L105 101V105H106V104H108V105H110V106L113 105V107H114V106H115L114 104H116V107H115L116 109L120 108V107H117V106L119 105ZM123 103H124V102H123ZM6 104H8V103H6ZM24 104H25V103H24ZM101 104H100V105H101ZM141 104H142V103H141ZM144 104H145V103H144ZM155 104L158 105V104H159V101H158V102L156 101ZM178 104H180V103H178ZM182 104H184V102H183ZM19 105H20V104H19ZM120 105H119V106H120ZM127 105H128V104H127ZM142 105H143V104H142ZM166 105H167V104H166ZM6 106H7V105H6ZM44 106H45V107H44ZM103 106H104V105H103ZM106 106H107V105H106ZM123 106H126V105H123ZM123 106H122V109L120 108L121 110H123ZM134 106H135V105H134ZM134 106L132 105V107H133L132 109H133V110H134ZM136 106H137V104H136ZM139 106H141V105H139V101H138V107H139ZM151 106H153V104H152ZM159 106H161V105H159ZM162 106H164V105H162ZM127 107H128V106H127ZM127 107H124V108H126V109H124L125 111L123 110L124 112H126ZM130 107H131V106H130ZM142 107H144V106H142ZM149 107H150V106H148L147 108H149ZM166 107H167V106H166ZM176 107H177V106H176ZM179 107H180V106H179ZM189 107H191V106H189ZM189 107H187V108H189ZM240 107H241V106H240ZM246 107H248V106H246ZM43 108H44V109H43ZM106 108H107V110H109V109H108V106H107ZM106 108H105V110H106ZM115 108L113 109L114 111H112V107L110 108L111 111H112V114H113V112L117 111V110H115ZM136 108H137V107H136ZM144 108H145V107H144ZM151 108H152V107H151ZM173 108H174V105L172 106V109H173ZM1 109H2V108H1ZM1 109H0V111H1ZM3 109H4V110H5V109H8V107H5V108L3 107ZM14 109H15V108H14ZM14 109L12 110L13 112L11 111V108H10L9 110L11 111L10 113H12V114L15 112V116H16V114H17V113H16V110H17V109H15V111H14ZM45 109H46V110H45ZM66 109H67V108H66ZM132 109H131V110H132ZM137 109H138V108H137ZM137 109H135V110H137ZM169 109H171V108H169ZM179 109H180V108H178V110H179ZM191 109H192V107H191ZM89 110L91 111V107H89ZM131 110H130V108H129V112L133 113V111H131ZM135 110H134V111H135ZM141 110H142V109H141ZM146 110H147V109H146ZM152 110H154V109H152ZM184 110L186 111V109H184ZM2 111H3V110H2ZM7 111H8V110H7ZM44 111H43V112H44ZM53 111H54V110H53ZM59 111H60V110H59ZM90 111H89V112H90ZM93 111H94V110H93ZM98 111H99V109H98ZM98 111L95 109V111H94L95 114H97L96 112H98ZM109 111H110V110H109ZM109 111H107V114L110 113ZM137 111H138V110H137ZM179 111H180V110H179ZM182 111H183V110H182ZM243 111H244V110H243ZM4 112H5V111H4ZM17 112H19V111L17 110ZM54 112H55V111H54ZM78 112H79V110H78ZM94 112H93V113H94ZM118 112H120L119 109H118V111L115 112V113H118ZM124 112H123V113H124ZM129 112H128V113H129ZM135 112H136V111H135ZM138 112H139V111H138ZM138 112H137V113H138ZM180 112H181V111H180ZM190 112H191V111H190ZM0 113H1V112H0ZM21 113H22V112H21ZM51 113H52V112H51ZM59 113H60V112H57V113H56L57 115H55V118H56V120H57V123H58V121L61 119V118L59 117V115H60ZM85 113H87L86 115H88V116L84 115V117L86 116V117L88 118V120L85 119V121H88V123H89L90 121L93 122V119H94V120L96 119L95 115H94L95 118L91 119V118H89L91 115L88 114V112H85ZM90 113H91V112H90ZM99 113H100V112H99ZM105 113H106V112H105ZM120 113H122V111H121ZM181 113H182V112H181ZM187 113H189V111H187ZM242 113H243V112H242ZM244 113H245V112H244ZM244 113H243V114H244ZM19 114H20V113H19ZM43 114H44V113H43ZM45 114H46V112H45ZM91 114H92V113H91ZM133 114H134V113H133ZM144 114H145V113H144ZM144 114H142V115H144ZM146 114H147V113H146ZM243 114H242V115H243ZM245 114H246V113H245ZM248 114H249V113H247V115H248ZM48 115H49V114H48ZM50 115H51V114H50ZM78 115H79V114H78ZM113 115H114V114H113ZM116 115H117V114H116ZM118 115H119V114H118ZM118 115H117V116H118ZM120 115H121V117H122V115H123V116L126 118V114H125V115H124V114H120ZM129 115H130V113H129ZM129 115H128V116H129ZM183 115H184V114H183ZM250 115H251V114H249L248 116H250ZM12 116H13V115H12ZM51 116H53V115H51ZM74 116H77V114L74 115ZM74 116H73V117L71 116V117L74 119ZM103 116H104V115H103ZM107 116H108V115H107ZM132 116H133V115H130V118H131ZM134 116L137 117V115H134ZM134 116H133V117H134ZM244 116H245V115H244ZM260 116H264V115H260ZM16 117H19V115L16 116ZM16 117H15V118H16ZM57 117H58V118H57ZM81 117H82V115H81ZM86 117H85V118H86ZM138 117L142 118L141 114H140V116L138 115ZM240 117H241V116H240ZM53 118H54V116H53ZM59 118H60V119H59ZM72 118H70V119L73 121ZM97 118L99 119V117H97ZM101 118H102V117H101ZM127 118H128V117H127ZM143 118H144V116H143ZM176 118H177V117H176ZM58 119H59V120H58ZM98 119H97V120H98ZM123 119H124V118H123ZM138 119H139V118H138ZM138 119H137V120H134V121H137V122H138ZM146 119H148V118L146 117ZM186 119H187V117H186ZM191 119H192V118H191ZM237 119H238V118H237ZM246 119H247V120H246ZM246 119H245V122L247 123V122H248V118H246ZM53 120H54V119H53ZM75 120H77L76 117H75ZM89 120H90V121H89ZM102 120H103V119H102ZM118 120H119V119H118ZM141 120H142V119H141ZM148 120H150V119H148ZM154 120H155V119H154ZM249 120H250V119H249ZM4 121H5V120H4ZM11 121H12V120H11ZM61 121H62V120H61ZM61 121H60V122H61ZM72 121L69 120V121H68L69 124H67V125H70V126H71V127H70V126H69V127L72 128L71 130H74L73 132H75V129H73V127L76 128V126H79L80 124L85 123L84 120H79V118H78V121H80L81 123H80V122L77 123V121H74L75 124H76V126H74V124H73L74 122H72ZM82 121H84V122H82ZM180 121H182V120H180ZM189 121H190V120H189ZM205 121H206V120H205ZM243 121H244V120H243ZM260 121H261V120H260ZM64 122H66V120H65ZM71 122H72V123H71ZM92 122H90L89 124H91ZM98 122H99V121H98ZM142 122H143V120H142ZM184 122H186V121H184ZM190 122H191V121H190ZM190 122H189V123H190ZM66 123H67V122H66ZM88 123H85V124H82V125H85V126H86V124H88ZM93 123H96V122L94 121ZM102 123H103V122H102ZM138 123H139V122H138ZM63 124H64V123H63ZM63 124H62L61 126L58 125V126H60V127H56V126H57V125H56L55 128H60L59 130H61L62 127H63ZM71 124H72V125H71ZM77 124H79V125H77ZM89 124H88V126H89ZM98 124H99V123H98ZM116 124H117V123H116ZM240 124H241V123H240ZM91 125H92V124H91ZM137 125H138V127H140V129H145V128H142V127H141V126H142V123H140L141 126H140L139 124H137ZM210 125H211V123H210ZM234 125H235V124H234ZM246 125H247V124H246ZM30 126H31L30 124H23V125H22V129H21V130L23 131V135H22V136L25 137L26 139H28L29 142L34 146V148H38V147H39L40 149H39V148H38V149L40 150V152H41L43 149L46 151V150L49 148V145H51V144H52V141L54 140V139L52 138L54 135H52V134L50 133L51 130L49 129V127L51 128L52 125L49 124V125H48L49 127H47V128L50 130V131H49V133H50V136H49V137H51L50 140H49V142L46 141V140H48V139H46V138H49V137H46V136H44V135H40V134H42V133H40V134H38V135L41 136V137L44 136L45 139H43V137L38 139V138H36L35 136H34V137L32 136L33 139H34V138H35V139L33 140V139L31 138V139H32V140H31L30 137L28 136V134H29V129H28V128H30ZM94 126H95V125H94ZM96 126H97V125H96ZM101 126H102V125H101ZM116 126H117V125H116ZM130 126H131V124L129 125V128H130ZM132 126H133V125H132ZM135 126H136V123H135ZM148 126H149V125H148ZM31 127L34 128L35 126H34V127L31 126ZM80 127H81V126H80ZM80 127H77V128H76L77 131H78V128H80ZM86 127H87V126H86ZM136 127H137V126H136ZM136 127H135V128H136ZM149 127H150V126H149ZM152 127H153V126H152ZM155 127H156V126H155ZM180 127H181V126H180ZM247 127H248V126H247ZM256 127H257V126H256ZM45 128H46V127H45ZM53 128H54V127H53ZM84 128H85V127H84ZM88 128H89V127H88ZM88 128H87V130H88ZM95 128H96V127H95ZM249 128H250V126H249ZM17 129H20V128H17ZM40 129H41V127H40ZM80 129H81V128H80ZM91 129H92V128H91ZM130 129H131V128H130ZM146 129H147V128H146ZM246 129L248 130V128H246ZM21 130H18V131H21ZM41 130H42V129H41ZM62 130L64 131V129H62ZM93 130H94V127H93ZM124 130H125V128H124ZM136 130H137V129H136ZM150 130H151V129H150ZM156 130H157V129H156ZM67 131H68V130H67ZM79 131H80V130H79ZM98 131H99V130H98ZM125 131L128 133V130H125ZM168 131H169V130H168ZM173 131H174V130H173ZM249 131H250V130H249ZM16 132H17V131H16ZM60 132H61V131H60ZM71 132H72V131H71ZM80 132H81V131H80ZM136 132H137V131H136ZM144 132H145V131H144ZM152 132H153V131H152ZM178 132H179V131H178ZM187 132H188V131H187ZM209 132H210V131H209ZM209 132H208V134H209ZM250 132H251V131H250ZM53 133H54V132H53ZM130 133H133V132H130ZM134 133H135V132H134ZM188 133H189V132H188ZM36 134H37V133H36ZM80 134H81V133H80ZM123 134H125V135H123L122 137H123V138H127L126 133H123ZM137 134H138V133H137ZM137 134H136V135H137ZM48 135H49V134H48ZM121 135H122V134H121ZM121 135H120V136H121ZM133 135H134V134H133ZM165 135H166V133H165ZM177 135H178V134H177ZM177 135H176V136H177ZM60 136L62 137V134H60ZM60 136H59V137H60ZM92 136H93V135H92ZM124 136H126V137H124ZM154 136H155V135H154ZM245 136H246V135H245ZM61 137L59 138V140L61 139ZM90 137H91V136H90ZM106 137H107V136H104V137H103V136H102V137L100 136V137H98V140H100V141L97 140L98 143L100 142L99 145H98V147H96V145L98 144L97 141H96L97 137L94 139L95 142H93V143H96V145H95V147H94L93 144H92V145H93L94 148H96V149H95L96 151H97V148H99V147H100V148L102 147L101 150H104V148H107V149L110 148V147H109V148L107 147V146H108L107 144H110V143H109V140H108V139H107V141H106ZM128 137H129L130 139L133 138V137H130L129 135H128ZM246 137H247V138H245L246 140L249 139V138H248V135H247ZM99 138H100V139H99ZM101 138H102V139H101ZM104 138H105V139H104ZM129 138H128V139H129ZM140 138H141V137H140ZM147 138H148V137H147ZM153 138H154V137H153ZM165 138H166V137H164V139H163V138H159V140H157V142H158V143L163 142L162 139H163V140H166ZM174 138H175V137H174ZM197 138H198V136H197ZM197 138H196V140H197ZM13 139H14V138H13ZM37 139H38V140H37ZM56 139H57V138H56ZM82 139H83V138H82ZM128 139H125V140H128ZM130 139H129V140H130ZM155 139H156V138H155ZM245 139L243 138L244 141H246ZM42 140H44L45 142H42ZM51 140H52V141H51ZM79 140H80V139H79ZM92 140H93V139H92ZM94 140H93V141H94ZM125 140H124V141H125ZM137 140H138V139H137ZM198 140H200V138H199ZM198 140H197V141H198ZM243 140H242V142L244 143ZM54 141H55V140H54ZM86 141H87V140L84 139L85 146H87V145L89 146V145H90L89 142H90L91 140L89 139V140H88V141H89L88 143H87ZM105 141H106V142H105ZM122 141H123V139H122ZM147 141H148V140H147ZM159 141H160V142H159ZM200 141L202 142V140H200ZM221 141H223V140L221 139ZM77 142H78V141H77ZM79 142H80V141H79ZM107 142H108V143H107ZM120 142H121V141H120ZM126 142H128V141H125V143H126ZM135 142H136V141H133L132 143L134 144ZM138 142H139V141H138ZM142 142H143V141H142ZM198 142H199V141H198ZM201 142H200V144H201ZM223 142H224V141H223ZM225 142H228V141H225ZM242 142H241V144H239V142H237V144H239L240 147L242 146V148H243L244 144H243ZM248 142H249V141H248ZM248 142L246 141L245 143L248 144ZM82 143H83V142H82ZM86 143H87V145H86ZM104 143H105L106 145H105ZM117 143H118V142H117ZM123 143H124V142H123ZM143 143H146V142H143ZM174 143H175V142H174ZM187 143H189V142H187ZM229 143H231V142H229ZM234 143H235V142H234ZM101 144H104V146H106V147H104V146H100ZM114 144H115V143H113V145H114ZM118 144H119V143H118ZM126 144H127V143H126ZM126 144H125V145H126ZM128 144H129V142H128ZM133 144L130 145V146L133 147ZM136 144H138V143L136 142ZM177 144H178V143H177V141H176V144H175V145H177ZM92 145H91V146H92ZM122 145H123V144H122ZM141 145H142V144H141ZM145 145H146V144H145ZM157 145H159V144H157ZM186 145H187V144H186ZM221 145H222V143H221ZM26 146H27V145H26ZM78 146H79V145H78ZM80 146H81V148H83L82 150H85V149H86L84 145H81V143H80ZM80 146H79V147H80ZM82 146H83V147H82ZM114 146H115V145H114ZM187 146H188V145H187ZM235 146H237V145H235ZM47 147H48V148H47ZM93 147H91V148L93 149ZM117 147H118V146H117ZM117 147H116V149H117ZM123 147H125V146H123ZM132 147H128V149H129V148L131 149ZM237 147H238V146H237ZM45 148H47V149H45ZM81 148H79L80 152L82 151ZM91 148H90V146H89V149H87V150H91ZM135 148L138 149V148H137V145L134 147V149H133L134 151L131 149V150H132V151H131L132 153H130V150H128V152L126 151V153H127V154H129V153H130V154H133V152H135ZM186 148H187V147H186ZM235 148H236V147H235ZM22 149H23V148H22ZM41 149H42V150H41ZM120 149H121V148H120ZM141 149H142V148H141ZM160 149H161V148H160ZM180 149H181V148H180ZM239 149H240V148H239ZM32 150H33V149H32ZM36 150H37V149H36ZM75 150L78 151L77 148H76ZM93 150H94V149H93ZM95 150H94V151H95ZM101 150H100V151H101ZM240 150H241V149H240ZM243 150H244V148H243ZM37 151H38V150H37ZM37 151H36V152H37ZM45 151H44V152H45ZM77 151H75V152H77ZM105 151L108 153V150L105 149ZM105 151H104V152H105ZM110 151H111V150H110ZM136 151L139 152L138 150H136ZM146 151H147V150H146ZM169 151H171V150L169 149ZM169 151H168V152H169ZM179 151H180V150H179ZM236 151H237V150H236ZM20 152H21V151H20ZM38 152H39V151H38ZM42 152H43V151H42ZM89 152H90V151H89ZM97 152H98V151H97ZM97 152H96V153H97ZM101 152L104 154L103 151H101ZM101 152H100L99 154L102 155ZM141 152H142V151H141ZM158 152L162 154V157H163V158H164V157L166 158V157H167V154L169 155V153H170V152L167 153V150H164V149H161V152H160V150L158 149ZM176 152H177V151H176ZM181 152H182V151H181ZM233 152H234V151H233ZM81 153H83V151H82ZM81 153H78V157L80 156ZM118 153H119V152H118ZM124 153H125V151H124ZM238 153H239V152H238ZM10 154H11V153H10ZM30 154H31V153H30ZM86 154L88 155V152L86 151V153H85V151H84V155H86ZM97 154H98V153H97ZM120 154L123 155L122 153H120ZM120 154H118V155H120ZM130 154H129V156H130ZM139 154H140V153H139ZM139 154H138V155H139ZM157 154H158V153H157ZM32 155H33V154H31V156H32ZM82 155H83V154H82ZM82 155H81V156H82ZM84 155H83V156H84ZM87 155H86V157H87ZM101 155H100V156H101ZM118 155L115 156L116 159H117V156H118ZM136 155H137V154H136ZM164 155H165V156H164ZM10 156H12V155H10ZM89 156H90V155H88V157H89ZM124 156H125V154H124ZM129 156H128V157H129ZM157 156H158V155H157ZM222 156H224V155H222ZM222 156H221V157H222ZM234 156H236L235 153H234ZM7 157H8V156H7ZM62 157H63V156H62ZM62 157H61V158H62ZM90 157H91V156H90ZM113 157H114V156H113ZM224 157H226V156H224ZM258 157H259V156H258ZM5 158H6V157H5ZM29 158H30V157H29ZM59 158H60V157H59ZM61 158H60V159H61ZM76 158H77V157H76ZM79 158H80V157H79ZM115 158H113V160H114ZM163 158H162V159H163ZM254 158H256V157L254 156ZM259 158H260V157H259ZM3 159H4V158H3ZM57 159H58V158H57ZM159 159H160V158H159ZM162 159H161V160H162ZM223 159H224V158H222L221 160H223ZM229 159H230V158H229ZM30 160H31V159H30ZM42 160H43V159H42ZM88 160H89V159H88ZM148 160H149V159H148ZM148 160H143L144 162L142 161V163H141V161H140V163H141L142 165H141V164H138V166H136V167L140 170V172H142V173H140L141 175L139 174L140 177H141L142 175L148 177V175H146V174H147V172H148V171L150 170V168H151V167H150L151 165H150V163H149L150 161H148ZM150 160H151V159H150ZM165 160H166V159H164V162H168V161H165ZM231 160H232V159H231ZM255 160H256V159H255ZM1 161H2V160H1ZM1 161H0V162H1ZM34 161H35V159H34ZM65 161H66V160H65ZM85 161H86V160H85ZM137 161H138V160H137ZM145 161H147V163H146ZM155 161H157V160H155ZM252 161H253V158H252ZM3 162H4V160H3ZM51 162H52V161H51ZM66 162H68V161H66ZM66 162H65V164H66ZM82 162H83V161H82ZM133 162H135V161H133ZM133 162H132V163H133ZM158 162H159V161H158ZM254 162H256V161H254ZM1 163H2V162H1ZM34 163H35V162H34ZM39 163H40V162H39ZM44 163H45V162H44ZM44 163H42V164H44ZM76 163H77V162H76ZM87 163H88V162H87ZM113 163H115V162L113 161ZM138 163H139V162H138ZM145 163H146V164H145ZM148 163H149V165H150V166H148V169H149V170H148V171H147V170H141L142 168H146L145 166H147ZM204 163H205V162H204ZM46 164H47V163H46ZM46 164H44V165L46 166ZM71 164H72V163H71ZM71 164H70V166H71ZM144 164H145V166H144ZM151 164H152V163H151ZM26 165H27V164H26ZM44 165H43V166H44ZM66 165H67V164H66ZM123 165H125V164H123ZM129 165H130V164H129ZM129 165H128V167L125 169V172H126V173H128V172L131 170V167H130V166H132V165H130V166H129ZM171 165H172V164H171ZM206 165H207V163H206ZM9 166H10V165H9ZM12 166H13V165H12ZM43 166H42V167H43ZM115 166H116V168H113V166H112L111 169L113 168V169H116V170H117V168H119V165L117 166V165L115 164ZM126 166H127V165H126ZM133 166H134V165H133ZM142 166H143V167H142ZM7 167H8V166H7ZM14 167L16 168V164H15V166H13L12 170H14ZM24 167H26V166H24ZM46 167H47V166H46ZM46 167H45V168H46ZM75 167H76V166H75ZM10 168H11V166L9 167V169H10ZM140 168H141V169H140ZM197 168H198V167H197ZM7 169H8V168H7ZM9 169H8V170H9ZM40 169H41V168H40ZM43 169H44V167H43ZM47 169H48V168H47ZM50 169H51V168H50ZM151 169H152V168H151ZM15 170H16V169H15ZM40 171H41V170H40ZM66 171H67V169H66ZM109 171H110V172H107V174H108V173H112V170H109ZM114 171H115V170H114ZM150 171H151V170H150ZM160 171H161V170H160ZM166 171H167V170H166ZM171 171L174 172V173L171 172L174 176H173V175H170V176H171V180H173V179H172V176L175 177V176H176V175H175L176 173H175V171H173V170H171ZM1 172H2V171H1ZM6 172H7V170H6ZM8 172H9V174H8ZM8 172H7V174H6V177H11V178L14 179V178L17 176V175L14 174V173H13V175H12L10 171H8ZM25 172H26V171H25ZM42 172H43V171H42ZM42 172H40V174H41ZM116 172H118V171H115L114 173H112V175L114 176ZM143 172H144V173H143ZM162 172H163V171H161V173H162ZM167 172H168V171H167ZM27 173H28V172H26V174H27ZM37 173H38V172H37ZM53 173H56V172L53 171ZM62 173H63V171H62ZM62 173H61V174H62ZM65 173H66V172H65ZM84 173H86V171H84ZM163 173H164V172H163ZM42 174H43V173H42ZM57 174H60V173H57ZM57 174H55V175L57 176ZM61 174H60V175H61ZM86 174H87V173H86ZM133 174H134V173H133ZM144 174H145V175H144ZM15 175H16V176H15ZM28 175H29V174H28ZM60 175H59V176H60ZM66 175H67V174H65L64 176L66 177ZM73 175H74V174H73ZM80 175L82 176V173H81V172H80ZM163 175H164V174H163ZM183 175H184V174H183ZM75 176H76V174H75ZM84 176H85V175L83 174V179H87V177L85 178ZM104 176H105V175H104ZM125 176H126V175H125ZM125 176H124V178H126ZM143 176L141 177L142 179L145 178V177H143ZM149 176H150V175H149ZM167 176H168V178L170 177L169 175H167ZM25 177H26V176H25ZM60 177H62V175H61ZM65 177H63V178H64L63 181L65 180ZM73 177H74V176H73ZM76 177H79V176H76ZM91 177H92V176H91ZM114 177H115V176H114ZM132 177H134V176L132 175ZM132 177H131V178H132ZM140 177H139V178H140ZM11 178H8V179H11ZM27 178H28V177H27ZM38 178H39V176H38ZM58 178H59V177H58ZM58 178L56 177V181L59 182V183H61V181H60L61 179L57 180ZM127 178H128V181L130 180L129 183L132 184L133 181L131 182V178L128 177V176H127ZM127 178H126V179H127ZM8 179H6V180H8ZM74 179H75V178H74ZM81 179H82V178H81ZM88 179H89V178H88ZM88 179H87V180H88ZM90 179H91V178H90ZM106 179H107V178H106ZM113 179H114V178H113ZM113 179H112V178L110 179V180H111V185H112V186L115 185L114 183H116V182L112 183V180H113ZM132 179L135 180V178H132ZM147 179H148V178H145L144 180H147ZM23 180H24V179H23ZM76 180H77V182H76ZM174 180H175V178H174ZM196 180H197V179H196ZM196 180H195V181H196ZM18 181H19V180H18ZM54 181H55V179H54ZM65 181H66V180H65ZM78 181H79V182H83V183L80 184ZM104 181H105V179H104ZM104 181L102 180V182H104ZM108 181H109V180H108ZM113 181H114V180H113ZM121 181H124V182H125V179L123 180V178H122ZM126 181H127V180H126ZM128 181H127V182H128ZM150 181H151V180H150ZM163 181H164V180H163ZM195 181H192V180H191L190 183L193 182V184H194ZM211 181H212V180H211ZM241 181H242V179H241ZM249 181H250V180H249ZM15 182H16V181H15ZM33 182H34V181H33ZM66 182H67V181H66ZM74 182L79 183V184H80L79 187L82 185V187H80V189H82V188L84 187L83 190H85V191L87 190L86 188H88L89 190H91L90 187H89L90 184H89V186H87V187H86V185L84 186V184H85V180L83 181V180L75 179ZM86 182H87V181H86ZM94 182H95V181H94ZM124 182H122V183H123V184H126V182H125V183H124ZM136 182H137V181H136ZM143 182H144V181H143ZM182 182H184V181H182ZM242 182H243V181H242ZM2 183H3V182H2ZM50 183H51V182H50ZM96 183H97V182H96ZM106 183H107V184H106V188H107L108 185H109L110 183L107 182V181H106ZM129 183H128V184H129ZM134 183H135V181H134ZM188 183H189V182H188ZM262 183H264V182H262ZM5 184H7V183H5ZM48 184H49V183H48ZM55 184H56V183H55ZM93 184H94V183H92L91 185H93ZM128 184H126V185H128ZM140 184H141V179H139V185H140ZM173 184H174V182H173ZM183 184L185 185V183H183ZM26 185H27V184H26ZM87 185H88V184H87ZM102 185H103V184H102ZM119 185H120V183H119ZM133 185H134V184H133ZM163 185H164V184H163ZM188 185H189V184H188ZM191 185H192V184H191ZM21 186H22V185H21ZM48 186H49V185H48ZM135 186H136V184H135L133 187H135ZM252 186H253V185H252ZM1 187H2V186H1ZM85 187H86V188H85ZM91 187H92V186H91ZM109 187H110V186H109ZM122 187H123V185H122ZM137 187H139V186H138V182H137ZM137 187H136L135 189H137ZM160 187H161V186H160ZM182 187H183V186H182ZM46 188H47V187H46ZM61 188L63 189L64 187L61 186ZM72 188H73V187H72ZM72 188H70L69 193L71 192V189H72ZM114 188H115V186H114ZM13 189H14V188H13ZM49 189H51V187H50ZM78 189H79V188L77 187V191H76V189L73 188V192L71 193L72 196H71V195L69 196L68 191H66L65 189H63V190H64V192L66 191V193H67V197H68V196H69L70 198L72 197L71 199L68 197L69 200L71 201L72 199H76V197L78 196V195H76V193H75V192H78ZM80 189H79V195L82 194V193H80V192H84L83 190H80ZM104 189H105V188H104ZM127 189H128V188H127ZM127 189H126V190H127ZM7 190H8V189H7ZM74 190H75V191H74ZM92 190H94L93 187H92ZM92 190H91V191H92ZM147 190H149V189H147ZM182 190H183V189H182ZM195 190H196V188H195ZM195 190H194V191H195ZM262 190H264V189H262ZM87 191H88V190H87ZM135 191H136V190H135ZM126 192L128 193V191H126ZM129 192H130V191H129ZM131 192L133 193V191H131ZM131 192H130V193H131ZM74 193H75V194H74ZM85 193L87 194V192H85ZM92 193H93V192H91V194L89 193V197L92 196L91 198H93V196H94V193H93V194H92ZM155 193H156V192H155ZM0 194H1V193H0ZM134 194H135V193H134ZM134 194H132V195H134ZM194 194H196V193H194ZM75 195H76V196H75ZM151 195H152V194H151ZM74 196H75V197H74ZM85 196L87 197V198L85 197V199H88V195H85ZM196 196H197V195H196ZM0 197H1V196H0ZM65 197H66V195H65ZM65 197H64V198H65ZM73 197H74V198H73ZM94 197H95V196H94ZM100 197H102V198H101V199H102L101 201L103 202V200H104V199H103V196H100ZM100 197H97V198H100ZM125 197H126V196H125ZM156 197H157V196H156ZM68 198L65 199V200L67 201ZM81 198H82V200L84 201V197H81ZM95 198H96V197H95ZM166 198H167V197H166ZM252 198L255 199L254 197H252ZM252 198H251V195H250V199H252ZM114 199H115V198H114ZM120 199H121V198H120ZM120 199H119V200H120ZM160 199H161V198H160ZM194 199H195V198H194ZM243 199H244V198H243ZM28 200H29V199H28ZM61 200H62V199H61ZM94 200H95V199H94ZM115 200H118V199H115ZM122 200H123V199H122ZM128 200H129V199H128ZM145 200H146V199H145ZM40 201H41V200H40ZM58 201H59V200H58ZM86 201H89V203H90V199H89V200H86ZM86 201H85V202H86ZM92 201H93V200H92ZM96 201H97V200H96ZM98 201H99V200H98ZM124 201H125V200H124ZM126 201H127V200H126ZM157 201H158V200H157ZM168 201H169V199H168ZM196 201L199 202V200H196ZM245 201H246V200H245ZM249 201H250V200H249ZM251 201L254 202V201H256V200H251ZM251 201H250V202H251ZM52 202H54V201H52ZM52 202H51V203H52ZM55 202H56V205L59 203V202H57V201H55ZM55 202L52 203V204L54 205ZM60 202H61V201H60ZM102 202H100V203H102ZM162 202H163V201H162ZM246 202L248 203V201H246ZM49 203H50V202H49ZM51 203H50V204H51ZM91 203H92V202H91ZM125 203H126V202H125ZM128 203H129V202H128ZM130 203H131V202H130ZM251 203H252V202H251ZM255 203H256V202L253 203L254 206L257 205V204H255ZM0 204H1V201H0ZM36 204H37V203H36ZM52 204H51V206H52ZM64 204H65V203H64ZM64 204H63V205L60 204V205H61V209L63 208ZM93 204H94V202H93ZM242 204H243V202H242ZM244 204H245V203H244ZM97 205H98V204H97ZM97 205H96V207H97ZM116 205H117V204H116ZM130 205H131V204H130ZM74 206H75V205H74ZM88 206H89V205H88ZM100 206H101V205H100ZM168 206H169V205H168ZM54 207H55V205L53 206V208H54ZM70 207H71V209L74 208L73 205H71ZM70 207H69V205H68V207H65V206H64V211H65V209H66L67 214L69 215V217L71 216V215L69 214V212L71 211V210H70ZM75 207H76V206H75ZM93 207H94V206H93ZM93 207H89V208H90V209H91V208L93 209ZM98 207H99V206H98ZM129 207H130V206H129ZM129 207H128V208H129ZM212 207H213V206H212ZM242 207H243V206H242ZM6 208H7V207H6ZM23 208H24V207H23ZM36 208H37V207H36ZM40 208H41V207H40ZM55 208H56V207H55ZM57 208H58V209H57ZM57 208H56V210L54 209V211H55V212L57 211L56 214L58 215V213H60V212H62V211L59 209V208H60L59 205H57ZM67 208H69V209H67ZM77 208H78V207H76V209H77ZM87 208H88V207H87ZM128 208H126V209H128ZM157 208H158V206H157ZM190 208H191V207H190ZM254 208H255V207H254ZM254 208H253V209H254ZM261 208L264 209V207H261ZM4 209H5V208H4ZM4 209L0 210V213L3 212ZM10 209H11V208L9 207V209H5V210L7 211V210H10ZM12 209H13V208H12ZM12 209H11V210H12ZM16 209H17V208H16ZM32 209H33V208H32ZM32 209H28V211H29V210H32ZM74 209H75V208H74ZM96 209H98V208H96ZM96 209H95V210H94V209H93V210H90V211L93 212L92 214H94L93 216H91L92 214L90 213V214H91L90 217L93 219V221H95L94 219H96V218H94V216H95V213H96L97 211H98L97 213H98L99 217H98V215L96 214L95 217H98V218L96 219V221L100 222V221H102L103 218L108 217L107 215H103V214H102L103 212L101 213L99 210H96ZM108 209H111V208H108ZM251 209H252V207H251ZM255 209H260V207H257V206H256ZM262 209H261V210H262ZM19 210H20V209H19ZM19 210L17 209V211H15V209H14V210H12V211H13V212L15 211V213H16V212H18ZM59 210H60V211H59ZM68 210H70V211H68ZM77 210H78V209H77ZM87 210H88V209H86V210L84 209V213H85V214L87 213V212H86ZM211 210H212V209H211ZM6 211H4L5 213H4V212L2 213L3 215L0 214V216H3V219H4V217H5L4 215H6L5 219H6L7 216H9V215H10L9 217H11V216H13V215H14V217L17 216V213L15 214V213L12 212L13 215H11V214H9V213H11V212H9V211H7V214H8V215H7V214H6ZM58 211H59V212H58ZM66 211H65V212H66ZM72 211H73V210H72ZM72 211H71L70 213H72ZM88 211H89V210H88ZM95 211H96V212H95ZM153 211H154V210H153ZM170 211H171V210H170ZM207 211H208V210H207ZM8 212H9V213H8ZM75 212H76V211H75ZM75 212H74V213H75ZM99 212H100V213H99ZM111 212H112V211H111ZM161 212H162V211H161ZM252 212H253V211H252ZM18 213L21 214V212H18ZM28 213H30V211H29ZM32 213H33V212H32ZM52 213H54V212H52ZM74 213H73V214H74ZM191 213H192V212H191ZM230 213H231V212H230ZM20 214H18V215H20ZM73 214H72V216H74ZM77 214H78V213H77ZM88 214H89V213H88ZM100 214H101L102 218H100ZM258 214H259V213H258ZM23 215H24V213H23ZM26 215H27V213H26ZM28 215H29V214H28ZM75 215H76V214H75ZM154 215H155V214H154ZM104 216H106V217H104ZM167 216H168V215H167ZM9 217H8V218H9ZM44 217H45V216H44ZM88 217H89V216H88ZM90 217H89V218H90ZM110 217H111V216H110ZM149 217H150V216H149ZM151 217H152V216H151ZM153 217H155V216H153ZM16 218H17V217H15V219H16ZM108 218H109V217H108ZM163 218H164V217H163ZM189 218H190V217H189ZM261 218H262V217H261ZM1 219H2V218H0V220H1ZM3 219H2V220H3ZM5 219H4V220H5ZM43 219H44V218H43ZM98 219H99L100 221H99ZM106 219H107V218H106ZM155 219H157V217H156ZM2 220H1V221H2ZM147 220H149V218H148ZM193 220H194V219H193ZM197 220H198V219H197ZM41 221H42V220H41ZM43 221H44V220H43ZM45 221H46V220H45ZM96 221H95V223L98 224V222H96ZM147 222H149V221H147ZM150 222H151V221H150ZM1 223H2V222H1ZM132 223H133V222H132ZM190 223H191V222H190ZM27 224H29V223H27ZM27 224H26V222H25V225H27ZM64 224H65V223H64ZM69 224H70V223H69ZM142 224H143V223L141 222V225H142ZM217 224H218V223H217ZM219 224H220V222H219ZM7 225H8V224H7ZM15 225H17V224H14V226H15ZM20 225H21V224H20ZM46 225H47V224H45V226H46ZM71 225H72V228H74V226H73L72 223H71ZM71 225H70V226H71ZM94 225H95V224H94ZM220 225H221V224H220ZM236 225H237V224H236ZM28 226H29V225H28ZM70 226H68V227H69L68 229L71 230L72 228H71ZM111 226H112V225H111ZM124 226H125V225H124ZM242 226H244V225H242ZM9 227H10V226H9ZM16 227H17V226H16ZM30 227H31V225H30ZM59 227H62V226H59ZM146 227H147V225H146ZM219 227H221V226H219ZM13 228L15 229V227H13ZM13 228L10 227V231H9V232H11V230H12ZM28 228H29V227H28ZM28 228H27V229H28ZM40 228H41V226H40ZM66 228H67V227H66ZM112 228H113V227H112ZM138 228H139V227H138ZM14 229H13V230H14ZM55 229H58V228H55ZM64 229H65V226H64ZM64 229H63V230H64ZM68 229H66V230H68ZM133 229H134V228H133ZM133 229H132V230H133ZM159 229H160V228H159ZM215 229H216V228H215ZM218 229H220V228H218ZM18 230H20V229H18ZM38 230H39V229H38ZM43 230H44V226H43ZM70 230H69V231H70ZM135 230H136V229H135ZM2 231H3V229L0 228V233H2ZM40 231H41V230H40ZM40 231H39V232H40ZM64 231H65V230H64ZM242 231H243V230H242ZM6 232H8V230H7ZM15 232H16V231H15ZM18 232L20 233V231H18ZM23 232H24V231H23ZM32 232H33V231H32ZM43 232H44V231H43ZM65 232H67V231H65ZM74 232H75V231H74ZM78 232H79V231H78ZM97 232H98V231H97ZM120 232H121V231H120ZM133 232H134V231H133ZM135 232H136V231H135ZM189 232H190V231H189ZM16 233H17V232H16ZM67 233H68V232H67ZM130 233H132V232H130ZM130 233H129V234H130ZM242 233H243V232H242ZM244 233H245V232H244ZM12 234H13V233H12ZM20 234H22V233H20ZM23 234H24V233H23ZM23 234H22V235H23ZM30 234H31V233H30ZM38 234L40 235L41 233H38V232H37V235H38ZM76 234H77V232H76ZM100 234H101V233H100ZM113 234H114V233H113ZM240 234H241V233H240ZM22 235H20V238H19L18 234H16V236H18L19 240H21V236H22ZM32 235H33V234H32ZM37 235H36V237H37ZM120 235H121V234H120ZM238 235H239V234H238ZM241 235H242V234H241ZM215 236H217V235H215ZM239 236H240V235H239ZM9 237H10V236H9ZM29 237L31 238V236H29ZM73 237H74V235H73ZM111 237H112V236H111ZM115 237H116V236H115ZM117 237H118V236H117ZM117 237H116V238H117ZM123 237H124V236H123ZM232 237H233V236H232ZM3 238H4V237H3ZM3 238L0 239L2 243H3L2 240H4ZM10 238H11V237H10ZM10 238H8V240H9ZM18 238H15V239L17 240ZM75 238H76L77 240L79 239V238H77V237H75ZM171 238H173V236H172ZM72 239H73V238H72ZM112 239H113V238H112ZM112 239H111V240H112ZM239 239H240V238H239ZM8 240H6V241H7V245H8V242H9ZM10 240H12V241H10L9 244H11V242L13 243V242L15 241V240H13V239H10ZM30 240H31V239H30ZM46 240H47V239H46ZM46 240H45V241H46ZM48 240H49V239H48ZM50 240H51V239H50ZM77 240H75V241H77ZM99 240H100V239H99ZM28 241H29V240H28ZM243 241H244V240H243ZM243 241H242V242H243ZM48 242H50V241H48ZM231 242L233 243L232 239H231ZM237 242H238L237 245L241 244V243H239L240 241H237ZM237 242H236V243H237ZM2 243H1V246H2ZM5 243H6V242H4V244H5ZM26 243H27V242H26ZM137 243H138V242H137ZM244 243H245V245L247 244L246 241H245ZM244 243H243V244H244ZM22 244H24V242H22ZM54 244H55V243H54ZM80 244H81V243H80ZM110 244H112V243H110ZM5 245H6V244H5ZM7 245H6V249L8 248V249L10 250V247H12V248H14V250H13L12 248H11V250H12V251H15V248H18V247L21 245V242H20V244H18V247H17V243H15V242H14V244H11V246H9V247H7ZM241 245H242V244H241ZM241 245H240V246H241ZM245 245H244L242 248H244ZM45 246H48V245L45 244ZM86 246H87V245H86ZM105 246H107V245H105ZM79 247H80V246H79ZM83 247H84V246H83ZM88 247H89V246H88ZM109 247H110V245H109ZM109 247H107V248H109ZM246 247H247V245H246ZM246 247H245V248H246ZM25 248H26V247H25ZM42 248H43V247H42ZM45 248H46V247H45ZM107 248H106L105 250H109V249H110V248H109V249H107ZM111 248H113V247H111ZM233 248H234V247H233ZM233 248H232V249H233ZM236 248H237V247H236ZM177 249H178V248H177ZM239 249H240V248H239ZM9 250H8V251L6 250V253H7V252L9 253ZM11 250H10V253H11L12 256H11V255H9V256L13 257V254H12V251H11ZM19 250H20V249H19ZM31 250H33V249H29V252H30ZM88 250H89V249H88ZM88 250H87V251H88ZM90 250H91V249H90ZM170 250H171V249H170ZM0 251H1V250H0ZM21 251H22V250H21ZM21 251H20V252H21ZM25 251H26V249H25ZM46 251H48V249L45 250V252H46ZM52 251H53V250H52ZM31 252H32V251H31ZM31 252H30L28 255H31ZM33 252L35 253V251H33ZM33 252H32V253H33ZM56 252H57V251H56ZM85 252H86V251H85ZM107 252H110V250L107 251ZM107 252H106V253H107ZM116 252H117V251H116ZM10 253H9V254H10ZM34 253H33V254H34ZM141 253H142V252H141ZM248 253H249V252H248ZM250 253H251V252H250ZM33 254H32V255H33ZM112 254H113V253H112ZM219 254H220V253H219ZM219 254H218V256H219ZM251 254H252V253H251ZM251 254H250V255H251ZM28 255H27V256H28ZM32 255H31V256H32ZM50 255H51V253H50ZM100 255H101V254H100ZM145 255H146V254H145ZM7 256H8V255H7ZM31 256H29V257H31ZM34 256H35V254H34ZM34 256H32L31 258H33ZM37 256H38V255H37ZM48 256H49V255H48ZM48 256H47V258H48ZM88 256H89V255H88ZM246 256H247V255H246ZM248 256H249V255H248ZM248 256H247V257H248ZM25 257H26V256H25ZM25 257H24V258H25ZM29 257H28V258H29ZM38 257H39V256H38ZM223 257H224V256H223ZM51 258H52V257H51ZM90 258H91V257H90ZM218 258H219V257H218ZM29 259H30V258H29ZM39 259H41V258H39ZM44 259H45V258H44ZM234 259H235V258H234ZM234 259H233V260H234ZM30 260H35L36 263L38 262V261H37V258H33V259H30ZM30 260H28V261L31 262L32 264H36L34 261L32 262V261H30ZM140 260H141V259H140ZM226 260H227V259H226ZM15 261H16V260H15ZM22 261H24L23 263H25V264L28 263V262H27V258H26L25 260H22ZM41 261H42V259H41ZM92 261H93V259H92ZM236 261H237V260H236ZM16 262H17V261H16ZM51 262H52V261H51ZM83 262H84V261H83ZM95 262H96V260H95ZM183 262H184V261H183ZM9 263H10V262H9ZM11 263H12V262H11ZM31 263H30V264H31ZM88 263H89V261H88ZM216 263H217V262H216ZM218 263H219V261H218ZM260 263H261V262H260ZM28 264H29V263H28ZM262 264H264V263H262Z\"/></svg>", "mask_w": 264, "mask_h": 264}]
</instances>
